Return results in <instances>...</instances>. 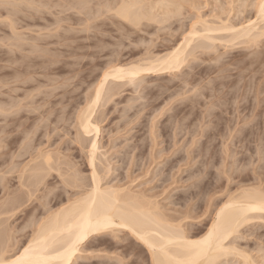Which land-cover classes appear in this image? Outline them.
<instances>
[{
	"label": "rangeland",
	"instance_id": "374dc122",
	"mask_svg": "<svg viewBox=\"0 0 264 264\" xmlns=\"http://www.w3.org/2000/svg\"><path fill=\"white\" fill-rule=\"evenodd\" d=\"M38 1V0H37ZM49 1V0H48ZM47 1V4L48 6H44V5H40V3L37 2V4L35 3L34 6L38 5L37 6V10L35 9L36 7H33L30 6L32 9H30L29 7H25L24 6H21L22 8L21 9H24L26 8V12L25 9H24V13L21 12L18 16H15L13 17L12 15L10 17H12V19L14 18L15 20L17 19V21H15L14 19V22L16 24L19 25V23H21L19 26L15 24V27H16V31L19 30V33L20 36L22 37H26L24 40H21L22 37H15V35L13 34L10 26L8 25V21H6V18L9 17L8 16V13H9V10H14V7L13 6H10L8 5V9L5 5L1 6L0 7L4 8V11L6 12V10H8L6 12V15H5V12L3 10H0V37H2L3 39H5V37H8V39L6 38L7 40V43H6V40H5V43H4V40H2V38H0V94H3L5 96V98L3 97V95H0V107L1 108H5V110H9L10 108V104L8 102H11L10 103H13L12 100L16 98V102L15 104H18L20 107H18L17 105L16 106H12L11 107L14 109H11L10 108V111L13 110V111H8V113H6V111H3L0 113V139H2L4 141V143H2V145L4 146L3 149H1L0 154L1 158H0V169L4 172L7 170V166H8V170L12 167L11 166V162H10V155H13L11 153L12 149H13V153H14V156H16L15 154H17V151L16 149H18L19 147V150H23L21 149L22 147H28L29 145V142H30V147H29V150H27L28 148H25L27 151V155L25 156L22 155V156H19L18 159L17 156L13 159V163L14 165L16 166L15 170L12 171V176H10L11 174H7L6 175H3V174H0V180L2 181V183L0 184V199L3 201V200H6L11 198V197H15L17 196V194H22L21 190H18L20 189L21 185L20 184V175L21 173L19 174L18 172H22L23 168L26 167L25 164H28L29 165V161H31V159L33 158V156H35L38 152H37V148L38 150H41V151H49V149L51 150V152L53 151H57V155L62 153V160L64 161V159H66L69 155V157L67 159H70V161L72 160L73 162V166L74 164L78 167H76V169L78 170L79 172V179H80V175H81V179L82 178H85L84 181L85 182H80L81 185H83L82 183H86V185L89 184V181H90V167H88V164H87V157H85V153L84 155H82L83 152H80L79 150V147L77 146V144H75V142L72 140V139H75L76 138V127H72V125L76 126L75 125V121L73 120H76V115L77 113L79 112V110L82 109V107L85 106L86 102L85 101V97L91 93H93L92 91L94 90L93 86H95L96 82L98 81V79L101 77L100 75H102L107 63H112L113 61H117L118 57L120 61H125L126 63L127 62H130V60L132 59L133 61V58H134V61L135 59L137 58V56L139 58H141L146 52H151V53H154L156 55V53L158 54H162V53H166L165 51H168L170 47H173L174 45H176V43H180V40H182V35H184L183 33H187V31L189 30L188 28L191 27L192 25V22L190 20L196 18L197 16L199 17L200 15H202L203 19H209V21L212 19V21L214 20V18L212 17L213 14L215 15V13H213L212 11L215 10L216 12V9H218L217 11H219V8H216L218 7L220 4V6H222L224 4L223 9L225 8V6H230L229 3H232V1H234L233 3H235V5H233L234 9H239L240 7V3H241V10H243L244 8H248L247 10L244 9L243 11L245 12H238V11H235L236 13L238 12L239 14L243 15L241 17V15H238L239 17H237V14L236 13H232V15L236 17H232L231 15V21L234 23V24H239V22L241 21L243 23V19H245L244 21H248L249 19H253L255 17V13L253 10H254V4L257 3L256 0H251V2L249 0V3L246 1V0H216L217 2L219 1V4L218 6L215 7V5H217V3L215 4L216 1L214 0H195L197 2H199V4H202L203 6L200 7V5L198 4L197 7L199 9V11L196 9L197 7L195 5H193L194 3V0H193V3H190V1L188 3L191 4V7L188 3L187 5L185 4V7L184 6V13L185 11L187 12V15L186 13L181 15L180 17H175L174 19H171L167 22L166 26L163 25V30L164 31H160V29L162 30V27L159 26L158 24H155V23H150V27L146 25V27H144L143 29H147L146 31L144 30H141L142 31V34H140L139 32H137L135 35H133V31L131 30V27L129 25L126 24V26H129L128 28L124 27L125 24L123 23L121 25L120 22H122V20H118L120 21L118 23V27L116 26L118 22L116 20V18L114 19V15L112 12H106L105 9L102 8V5H105L107 3H109V0L107 2V0H99V2L101 1V3H99V5L95 4L98 0H91L90 3H92L91 5L93 6L95 4V6L93 7H97L98 8H93L92 6H90V3H89V8L91 9H87V10H90V11H87L86 9L84 10V13L81 14L82 16L79 17V15H76V13L74 11H72L70 8H66L67 7V4H63L64 3V0H50L51 2H48ZM63 1V2H62ZM66 1V0H65ZM71 1V3H69V6L70 4L72 5V0H69ZM114 1V0H112ZM119 1V0H118ZM160 1V0H159ZM170 1V0H169ZM173 1V0H172ZM175 1V0H174ZM212 3H210V2ZM231 1V2H230ZM242 1L246 2L247 3V7H243L246 6V4H244ZM252 1H253V4H252ZM68 2V1H67ZM76 3L77 0L73 1V3ZM94 2V3H93ZM148 2V1H147ZM149 2H158L157 0H149ZM192 2V1H191ZM205 2V3H204ZM208 2V3H207ZM214 2V3H213ZM220 2H223V3H220ZM52 3V5H51ZM207 3V5H206ZM232 3V4H233ZM243 3V4H242ZM57 4V5H56ZM205 4V5H204ZM213 4V5H212ZM231 4V5H232ZM239 4V5H238ZM249 4H251L250 6H253V10L250 11V9H252V7L249 6ZM66 5V6H65ZM10 6V7H9ZM68 6V7H69ZM103 9L102 12L100 11L101 8ZM194 6L196 7L195 9ZM206 6V8H205ZM210 6V7H209ZM227 6V8H228ZM236 6V7H235ZM249 6V7H248ZM24 7V8H23ZM43 7V8H42ZM48 7V8H47ZM54 7V9H53ZM92 7V8H91ZM0 8V9H1ZM2 8V9H3ZM29 8V9H28ZM41 8V9H40ZM46 8V9H45ZM51 11H50V9ZM88 8V7H87ZM100 8V10H99ZM190 8V12L187 11L188 9ZM231 6L228 8V9H224L225 12L227 14L230 13V9ZM6 9V10H5ZM43 9V10H42ZM49 9V10H48ZM101 12L100 14L103 13H106L105 14V17L101 16L100 18L98 17L99 14H97L96 16V19L94 17L95 15V12H98L99 11ZM158 9V8H157ZM230 9V10H229ZM30 10V12H28ZM95 10V12H94ZM97 10V11H96ZM160 9H158V13L160 14V12H162L161 10L159 11ZM194 10V11H193ZM211 10V11H210ZM229 10V11H227ZM32 11H34V13L32 14ZM36 11V12H35ZM71 11V12H69ZM77 11V9H76ZM182 11V12H183ZM196 11V12H195ZM201 11V12H200ZM247 11V13H246ZM250 11V12H249ZM2 12V13H1ZM89 14L87 16L86 13ZM210 12V13H209ZM254 12V13H253ZM30 14L29 16L27 15ZM37 13L39 15H37ZM74 16H73V14ZM79 12L77 11V14ZM92 15H91V14ZM190 13V14H189ZM197 13V14H196ZM201 13H204V14H201ZM218 13V12H216ZM221 13V12H219ZM218 13V14H219ZM250 13V14H249ZM26 14V16H25ZM35 14V16H34ZM47 16H45V15ZM71 14V15H69ZM80 14V13H79ZM85 14V15H84ZM200 14V15H199ZM209 14L210 17H208L207 15ZM211 14V15H210ZM223 14H225L223 12ZM227 14H225L224 16L227 17ZM254 14V15H253ZM10 15V14H9ZM90 15V17H89ZM104 15V14H102ZM207 16L206 18H204V16ZM247 15V16H246ZM5 16V17H4ZM38 16V17H37ZM40 16V17H39ZM58 16V17H57ZM78 16V17H76ZM94 19H91L93 18ZM112 16V17H111ZM190 16V17H189ZM194 18H193V17ZM223 16V18H224ZM250 16V18H249ZM251 16H254V17H251ZM20 17V18H19ZM45 17V18H44ZM76 17V19H75ZM85 21H93L94 20V24L93 22L91 23H88L89 24V27H88V24L86 25V23H83ZM88 17L90 19H88ZM182 17V18H181ZM198 17L192 21H196L198 19ZM57 18L59 20H57ZM81 20H80V19ZM87 18V19H86ZM177 18V19H176ZM180 18V20H179ZM191 18V19H190ZM234 18V19H233ZM239 18V22L235 19ZM248 18V19H247ZM38 19V20H37ZM40 20V21H39ZM52 20V21H51ZM115 20V21H114ZM174 20V21H173ZM21 21V22H20ZM34 21V22H33ZM38 21V23H37ZM70 21V22H69ZM75 21V22H73ZM90 21V22H91ZM171 21V22H170ZM208 21V20H207ZM173 22V23H172ZM238 22V23H236ZM57 23V24H56ZM166 23V22H165ZM169 23L172 25V26H168ZM189 23V24H188ZM26 24V25H25ZM32 24V25H31ZM52 24V25H51ZM54 24V25H53ZM84 24L88 27V28H93V29H89L87 28L88 31H86V27L84 26ZM109 24V26H108ZM188 24V25H186ZM264 24V23H263ZM55 25H58L59 28H56L58 26H55ZM62 25V26H60ZM72 28H71V26ZM74 25V26H73ZM78 25V26H77ZM105 25V26H104ZM119 25H121V27L125 28L126 31L124 30V33H121V31H119V29H121V27H119ZM124 25V26H123ZM22 26V27H20ZM26 26V28H25ZM30 26V27H29ZM32 26V27H31ZM37 26V27H36ZM49 26V27H47ZM55 26V27H54ZM70 26V27H69ZM75 26L77 27V30L75 29ZM104 26V27H103ZM158 26V27H156ZM166 28H165V27ZM168 26V27H167ZM181 26H184L185 27V30L184 28L182 29ZM20 27V28H19ZM52 27V29H51ZM55 29H54V28ZM103 30H101L100 28ZM110 27V29H109ZM150 29H148V28ZM25 28V29H24ZM29 28V29H28ZM40 28V29H39ZM42 28V29H41ZM70 28V29H69ZM74 28V29H73ZM79 28V29H78ZM98 28V29H97ZM106 28H107V31H106ZM119 28V29H118ZM123 28H122V32H123ZM158 28V29H157ZM23 29V30H22ZM33 29V30H32ZM58 31H57V30ZM129 29V30H128ZM177 29V30H176ZM180 29V30H178ZM184 30V32L182 33V31ZM188 29V30H187ZM26 30H29V31H26ZM32 30V32L30 31ZM39 30H42L39 31ZM51 30V31H50ZM53 30V31H52ZM60 30V31H59ZM73 32H72V31ZM75 30V31H74ZM105 30V31H104ZM113 30V31H112ZM3 31V32H2ZM6 31V32H5ZM24 31V33H23ZM36 32V33H33V32ZM41 33H39V32ZM56 33H55V32ZM78 31V32H77ZM101 31V32H100ZM112 31V32H111ZM131 31V32H129ZM149 31V32H148ZM151 31V32H150ZM159 31H160V34H159ZM25 32H27V34H25ZM51 34H50V33ZM126 32V33H125ZM144 32V33H143ZM148 32V33H147ZM189 32V31H188ZM5 33V35H4ZM30 33V34H28ZM77 33V34H75ZM88 33V34H87ZM90 33H93V35H91ZM106 35L104 36L103 35ZM180 33V35H179ZM24 36H23V35ZM37 34V35H35ZM40 34V35H39ZM60 34V35H59ZM75 34V36H74ZM90 34V35H89ZM119 36H118V35ZM125 34V35H124ZM139 36H138V35ZM151 34V35H150ZM174 34V35H173ZM5 37H4V36ZM27 35V36H26ZM30 35V36H29ZM43 35V36H42ZM59 35V36H58ZM81 35V36H79ZM89 37H88V36ZM96 35V36H95ZM108 35V36H107ZM173 35V36H172ZM184 35V36H185ZM222 35V34H221ZM37 36V37H36ZM56 36V40L54 39V37ZM86 36V37H85ZM102 36V37H100ZM111 36V37H110ZM122 36L126 37V38H123ZM132 36V37H131ZM159 36V38H158ZM28 37V38H27ZM39 37V40H36L37 42L40 40H43L42 43L38 42V44H36L37 42L34 40V38L38 39ZM42 37V38H41ZM60 37V38H59ZM63 37V38H62ZM75 37V38H73ZM83 37V38H82ZM85 37V38H84ZM89 38V39H86V38ZM96 37V38H95ZM106 37V38H105ZM118 37V38H116ZM18 38V39H17ZM21 38V39H20ZM53 38V39H51ZM73 38V40H72ZM91 38V39H90ZM95 38V39H94ZM111 38V39H110ZM115 38V40H114ZM128 38V39H127ZM131 38V40H130ZM167 38V39H165ZM10 39L12 40V42L10 41ZM28 39V41H27ZM32 39V40H31ZM64 39V40H63ZM81 39V40H80ZM93 39V40H92ZM97 39V40H96ZM123 39V41H122ZM140 39V40H139ZM262 39V38H261ZM10 42H9V41ZM18 40H21L20 42ZM31 40V41H29ZM34 40V41H33ZM53 40V41H52ZM63 40V41H62ZM78 40V41H77ZM80 40V41H79ZM92 40V42H90ZM95 40V41H94ZM130 40V41H129ZM135 40V41H134ZM163 42H162V41ZM172 40V41H171ZM3 41V42H2ZM25 41V42H24ZM58 41V42H57ZM74 41V42H72ZM76 41V43H75ZM85 41V42H84ZM98 41V42H97ZM122 41V42H121ZM141 41V42H139ZM144 41V42H143ZM165 41L167 43H165ZM171 41V42H170ZM9 42V43H8ZM27 42V44H26ZM31 42V44H30ZM54 42V43H52ZM62 42V43H60ZM82 42V43H81ZM84 42V43H83ZM97 42V43H95ZM132 42V43H131ZM136 42V43H135ZM170 42V44L168 43ZM221 41H219V43H216L215 46H216V49L215 50V53H214V50L211 52L206 53L204 55H202V53L200 54V52H196L195 54L196 55H200V56H196L197 58H199L198 60H196L195 58H193V60H191L192 58L190 57V63L187 62V66H183L186 67L183 69L182 74L179 72V74L176 73L175 74H172L171 73H164V74H151V75H147V76H144V78L142 77V79H145V80H142L140 77L137 78V80H135L134 84L131 83V84H127V86L125 87H122V86H118L119 90H120V93L119 91H115L117 92V94L119 96H116L115 95V99H111L108 104V106L106 107H102V113H99L97 116L99 118V121H100V126H101V135H100V150H101V154H103V156L105 157V155L107 157H102L100 156V160L102 162H105V164L107 163L106 161H109L107 164L110 165V168L113 169L112 171H110V175H108V178H106L104 180V182L102 181V183L106 184V185H115L117 186L116 184H118L117 181L121 182V185L118 184L119 186L124 187L126 186L128 189L130 190H133L132 192L135 193V191L137 192V194L139 193V191H141L140 193L142 194H145L144 196H149L150 198L152 197L153 198H156V199H153L154 201L160 203L159 205H161L163 207L164 210H168L169 211L171 210L172 212L170 213H173L174 209L175 211H177V213L181 212L183 213V211L185 212L184 214H190V218L189 220L187 219V223L191 224V228L192 229H198V228H203V227H206L207 224L209 223L212 215H213V212L215 211L214 209L218 206V204L221 203V201H225L227 199V197L229 196V193L232 194L234 193L235 191H237L236 189L240 188V187H246V186H249L251 187V185H257L260 183H263L264 182V152L262 153L261 151H264V38L262 39V41H259L258 44H255L250 46V45H240L238 46V42H236V45H233L232 47L230 46V44H225L227 47L224 46V43H220ZM51 43V44H50ZM56 43H59V44H56ZM75 43V44H74ZM88 43V44H87ZM103 43V44H102ZM115 43V44H114ZM117 43V44H116ZM164 43V44H162ZM2 44V45H1ZM14 44V46H13ZM17 46H16V45ZM47 44V46H46ZM100 44V45H99ZM107 45V49H105V52H103V49H102V46H105ZM122 44V46H121ZM152 44V45H151ZM235 44V43H234ZM12 45V48L11 46ZM28 45V46H27ZM32 45H35L36 47H38V52L37 50L33 51L34 50V47L35 46H32ZM39 45L41 47L44 48H48L47 49V52L49 54L50 52V55L52 53V56L53 58H55V60L58 62H56V65L55 64V60L52 58L50 59V55H49V60H51L53 63V67L52 64L49 65V62L48 64L46 65V63H43V59L42 57H40L41 59L39 60V57L37 55H41L43 54V58H47V56H45L42 51H41V54L39 53L40 50H42L41 47H39ZM45 45V46H44ZM54 48H53V46ZM59 45V46H57ZM63 45V46H62ZM90 49H89V46ZM95 45V46H94ZM99 45V46H98ZM102 45V46H101ZM115 45V46H114ZM125 45V46H124ZM150 45V47H148ZM163 45V46H162ZM10 49H7L5 50L7 47ZM23 46L25 48V50H22L24 49ZM51 46V47H50ZM80 46V47H79ZM84 49H83V47ZM98 46V47H97ZM155 46V47H154ZM19 50H16L18 49ZM59 47V48H58ZM66 47V48H65ZM78 47V48H77ZM82 47V48H81ZM93 47H96L97 49L100 47L99 51L97 50L96 51V48H93ZM110 47V48H109ZM114 47V48H113ZM116 47L118 49H116ZM125 47V49H124ZM127 47V48H126ZM135 47V48H134ZM148 47V48H147ZM153 47V48H152ZM225 47V49H224ZM229 47L228 50H226L227 48ZM30 48V49H29ZM53 48V50L51 49ZM62 48V49H60ZM81 48V49H80ZM91 48L92 50L94 51H91ZM105 48V47H104ZM132 48V49H131ZM166 48V49H164ZM218 48V49H217ZM231 48V50H230ZM250 48V49H249ZM14 49V50H13ZM58 52L57 55H56V51ZM65 49V50H64ZM77 49V51L75 50ZM112 49V50H111ZM115 49V50H114ZM147 49V50H146ZM153 49V50H152ZM155 49V50H154ZM160 49V50H159ZM258 49V50H256ZM16 50V52H15ZM22 50V51H20ZM100 50H102L100 52ZM121 53H120V51ZM135 50V51H134ZM150 50V51H149ZM219 50V51H218ZM8 51V52H6ZM12 52H15V55L13 56L14 53H11ZM24 51V52H23ZM44 51H46V49H44ZM55 51V52H54ZM72 51H74V53H72ZM84 51V52H83ZM114 53H113V52ZM119 51V52H118ZM155 51V52H154ZM218 53H217V52ZM257 51V52H256ZM259 51V52H258ZM20 52V53H19ZM60 52V53H59ZM63 52V54H62ZM67 52V54H66ZM77 54H76V53ZM82 52V55H83V58L81 57V53ZM109 52V53H108ZM118 52V53H117ZM125 52V53H124ZM145 52V53H144ZM222 52V53H221ZM228 52V53H227ZM256 52V53H255ZM18 53V55H17ZM39 53V54H37ZM55 53V54H54ZM101 55H100V54ZM144 53V54H143ZM147 53V54H148ZM150 53V54H151ZM219 53L221 56H219ZM253 53V54H251ZM255 53V54H254ZM6 54V55H5ZM8 54V55H7ZM12 54V55H11ZM25 56V54H27V56L31 57L30 60H34L35 59V62L36 63H39L41 62L42 60V64L39 63L40 65H37L36 67L35 66H32L31 63H29V57L25 56L23 58V56ZM47 54V53H46ZM60 54V55H59ZM70 56H69V55ZM107 54V56H106ZM115 54H119V56H115ZM121 54V55H120ZM142 54V55H141ZM145 54V55H147ZM217 54V55H216ZM249 54V55H248ZM256 54H259V55H256ZM56 55V56H55ZM68 55V56H67ZM77 55V56H76ZM141 55V56H140ZM224 55V56H222ZM256 55V57L254 56ZM262 55V57H261ZM5 56V57H4ZM16 58L14 59V61L16 62L17 64V61L19 60L20 62H18L17 65L20 66L21 64V67H18L16 64L14 68V65H12V63H10L12 61V58L15 57ZM60 56V58H58ZM66 56V57H65ZM85 56V57H84ZM88 56V57H87ZM93 56V57H92ZM213 56V57H212ZM217 56V58H216ZM251 56H253L252 58H250ZM259 56V58H258ZM19 57L23 58L25 62H23L22 60L23 59H20ZM26 57L28 59H26ZM35 57V58H34ZM69 57V58H68ZM76 57V58H75ZM81 57V58H80ZM92 59H91V58ZM97 57V59H96ZM111 57V59L109 58ZM114 57V58H113ZM209 57V58H208ZM212 57V58H211ZM247 57V58H246ZM11 58V59H9ZM18 58V59H17ZM80 58V59H78ZM113 58V59H112ZM117 58V59H116ZM124 58V59H123ZM139 58H137L136 60H138ZM200 58L202 60H200ZM214 58H216L217 60H215ZM228 58V59H226ZM242 58V59H241ZM262 58V60H261ZM46 59V60H48ZM67 59V60H66ZM76 59V61H75ZM85 60V62L83 61V66L81 64V62H79V60ZM88 59V60H87ZM115 59V60H114ZM206 59V60H205ZM250 59V60H249ZM259 59V60H258ZM17 60V61H16ZM87 60V61H86ZM96 60V61H94ZM112 60V61H111ZM196 60V61H195ZM203 60L207 61V62H203ZM212 60V61H210ZM225 63H224V61ZM228 60V62H227ZM243 60V61H242ZM246 60V62H245ZM256 62H255V61ZM258 60V61H257ZM261 60V61H260ZM21 61L23 63H21ZM28 61V66H29V69L28 66L26 65ZM38 61V62H37ZM79 65H78V63ZM93 61V62H92ZM194 61V62H192ZM216 61V62H215ZM60 62V63H59ZM75 62V63H73ZM124 62V63H125ZM210 62V63H209ZM212 62V63H211ZM214 62V63H213ZM223 64H222V63ZM234 62L236 64H234ZM253 65H251L252 63ZM262 62V63H261ZM10 63V64H9ZM26 63V67L25 65H23L22 67V64ZM85 63V65H84ZM94 63V64H93ZM106 63V64H105ZM195 65L193 66L192 65ZM196 63V64H195ZM200 66H198V64ZM216 63H219V64H216ZM259 63V65H258ZM261 63V64H260ZM45 64V65H44ZM70 64V66H69ZM190 64V65H189ZM212 64V66L210 65ZM215 64V65H214ZM226 64V65H225ZM251 66H250V65ZM11 65V66H10ZM43 65V66H41ZM59 65V66H58ZM75 65V66H74ZM78 65V66H77ZM100 65V66H99ZM219 67H218V66ZM222 65L224 67H222ZM234 65V66H233ZM243 65V66H241ZM261 65V66H260ZM43 68H41V67ZM50 66V67H49ZM193 66V67H192ZM211 66V68L209 67ZM213 66H216V67H213ZM237 66V67H236ZM13 67V68H12ZM35 67V68H33ZM40 69H39V68ZM48 67V68H46ZM68 69H67V68ZM73 67V68H72ZM75 67V68H74ZM76 67H79L78 70ZM200 67V68H199ZM202 67V68H201ZM221 67H222V74L219 72L221 71ZM229 67V68H228ZM25 68L27 69V71H25ZM33 68V69H32ZM72 68V69H71ZM101 68V69H100ZM104 68V69H103ZM193 68V69H192ZM242 68V70H241ZM246 68V69H245ZM4 69V70H3ZM16 69H20V70H16ZM32 69V70H31ZM45 71H44V70ZM66 69V70H65ZM103 69V71H102ZM197 69H199L197 71ZM202 69V70H201ZM217 69V70H216ZM230 69V70H229ZM244 69L246 70L245 72L242 73V71H244ZM252 69V70H251ZM47 70V71H46ZM54 72H53V71ZM188 70V71H187ZM210 70V71H209ZM212 70V71H211ZM219 70V71H218ZM257 72H256V71ZM260 70V71H259ZM12 71V72H11ZM14 71V72H13ZM16 71V72H15ZM18 71L20 72H23L25 71V74L23 75L25 80L29 79V84L27 83L26 87L25 85L23 86L22 84L20 85V81L17 82V80L15 81L13 78H11L10 74L11 73H14L16 74ZM33 71H35L34 73H32ZM43 71V72H42ZM79 71V72H78ZM84 71V72H83ZM187 71V72H186ZM192 71V72H191ZM206 71V72H205ZM209 71V72H208ZM227 71V73H226ZM259 71V73H258ZM17 74V76L19 75V73ZM27 72V73H26ZM37 72V73H36ZM50 72V73H49ZM71 72V73H69ZM197 72V73H196ZM252 72V73H251ZM254 72V73H253ZM36 73V74H35ZM47 73V74H46ZM79 73V74H78ZM101 73V74H100ZM206 73V74H205ZM212 73V75H211ZM220 75H219V74ZM241 73V74H240ZM257 73V75H256ZM28 74V75H27ZM32 77H30V75ZM81 74V76H80ZM203 74V75H202ZM243 74V75H242ZM4 75V76H2ZM34 75V76H33ZM37 75V76H36ZM50 75V77H49ZM58 75V76H57ZM173 75H176V76H173ZM181 75V76H179ZM186 75V76H185ZM189 75V76H187ZM211 75V76H210ZM221 77H219V76ZM225 75V76H224ZM254 75V76H253ZM6 76V77H5ZM26 76V77H25ZM46 76V77H44ZM179 78H178V77ZM196 76V77H195ZM223 76V77H222ZM228 76V78H227ZM6 79H4V78ZM29 77V78H27ZM36 77V78H35ZM49 77V78H48ZM73 77V78H72ZM182 77V78H181ZM192 77V78H189ZM215 77V78H214ZM230 77V78H229ZM243 77V78H242ZM23 78V79H24ZM34 80H33V79ZM39 78V79H38ZM68 78V79H67ZM172 78V79H171ZM174 78V79H173ZM195 78V79H194ZM213 80H211V79ZM218 78V79H217ZM224 79V83L222 82V80ZM243 80H241V79ZM4 79V81H3ZM22 79V78H21ZM32 79V80H30ZM51 79H54L53 82ZM70 79V81H69ZM139 79V81H138ZM141 79V80H140ZM181 79V80H180ZM183 79V80H182ZM187 79V80H186ZM189 79V80H188ZM219 79H222V80H219ZM228 79V80H226ZM239 79V80H238ZM43 80V81H42ZM63 80H64V83H63ZM67 80V81H66ZM186 80V81H184ZM192 80V81H191ZM215 80V81H214ZM219 80V81H217ZM236 80V81H235ZM241 80V81H240ZM36 81V83L34 82ZM143 81V83H142ZM145 81V82H144ZM183 83H182V82ZM209 81V82H208ZM212 81V82H211ZM231 81V82H230ZM234 81V82H233ZM4 82V83H2ZM39 82H41V84H39ZM139 82V83H137ZM140 82H141V86L140 85ZM186 82V83H185ZM195 82V83H194ZM228 82V83H227ZM236 82V83H235ZM241 82V83H239ZM246 82V83H245ZM253 86H252V84ZM18 83V84H17ZM47 83V85H46ZM56 83V84H55ZM122 83H126V82H122ZM121 83V84H122ZM212 83V84H211ZM222 84V87H224V89L226 91L223 90V88H221V84ZM245 85H244V84ZM262 83V84H260ZM6 84V85H5ZM19 85L20 87V92L23 90H25L28 95H29V92H30V98L28 97L27 93L25 92V95L24 92L22 91L21 93L19 91L17 92H9L10 91V87L11 86H14L15 87L17 85ZM34 84V85H33ZM49 84V85H48ZM51 84V85H50ZM55 84V85H54ZM65 84V85H64ZM90 84V85H89ZM95 84V85H93ZM192 84V85H191ZM194 84V85H193ZM230 84V85H229ZM238 84V85H236ZM240 84L242 86H240ZM5 87H4V86ZM37 85H39L37 87ZM41 85V86H40ZM93 85V86H92ZM135 85V86H134ZM140 87V88H136L135 87ZM167 85V86H166ZM196 85V87H195ZM208 85L209 87L207 88ZM249 85V86H247ZM251 85V86H250ZM258 85V86H257ZM5 88H3V87ZM6 86H9V88H7ZM44 86V87H43ZM50 86V87H49ZM53 86V88H51ZM69 86V87H67ZM89 86V87H88ZM92 88H91V87ZM124 86V85H123ZM146 86H147V89H146ZM165 86V87H164ZM213 86V87H212ZM229 86V88H228ZM234 86V87H233ZM236 86V88H235ZM238 86V87H237ZM246 86V87H245ZM255 86V87H254ZM257 86V87H256ZM261 86V87H260ZM23 87V88H22ZM31 87V88H29ZM36 87V88H35ZM40 87V88H39ZM43 87V88H41ZM149 87V88H148ZM173 87V88H172ZM241 87L243 88V90L241 89ZM8 91H6L7 89ZM51 88V89H50ZM58 88V89H57ZM69 90H68V89ZM117 88V89H118ZM167 88V89H166ZM204 88V90H203ZM206 88V89H205ZM219 88V90H218ZM248 88H250L249 90H247ZM253 90H252V89ZM259 89L258 91L255 90ZM22 89V90H21ZM36 90V91H40L39 93L36 92V94L34 93L33 90ZM38 89V90H37ZM66 89V90H65ZM93 89V90H92ZM198 89H200L198 91ZM209 89V90H208ZM212 89V90H211ZM222 89V90H221ZM239 91H238V90ZM30 90V91H29ZM55 92L54 93H49V92ZM57 90V91H55ZM92 90V91H91ZM206 90V91H205ZM214 90V92H213ZM235 90V92H230ZM241 90V91H240ZM247 90V91H246ZM260 90H263L261 91L260 93ZM44 91V92H43ZM47 91V92H46ZM72 91V92H71ZM208 91H211L208 92ZM218 91V92H217ZM221 91V93H220ZM6 92H8V95ZM71 92V93H70ZM89 92V93H88ZM197 92V93H196ZM200 92V93H198ZM202 92V93H201ZM243 94H242V93ZM246 95H244L245 93ZM254 92V93H253ZM263 92V93H262ZM46 93V94H45ZM49 93V94H48ZM206 93V94H205ZM216 97H215V95ZM218 93V95L216 94ZM223 93V94H222ZM231 93V94H230ZM239 93V94H237ZM241 93V94H240ZM250 93V94H249ZM251 93H253L251 95ZM261 94V95H257V94ZM8 95V97L6 95ZM34 96H33V95ZM44 94V95H42ZM51 94V95H50ZM196 94V95H195ZM209 94V95H208ZM220 94V95H219ZM248 94V97L250 96L251 98H248L246 97ZM263 94V95H262ZM14 95V96H13ZM21 96V98L25 95L24 97V102L23 104H20L22 103L23 100L20 101L19 98H17L16 96ZM31 95H32V98H31ZM53 95V96H52ZM56 95V96H55ZM58 95V97H57ZM86 95V96H85ZM201 95H203V97H200ZM222 95V96H221ZM236 95H237V98H236ZM242 95V96H241ZM253 95H257V96H253ZM14 97L13 99L11 97ZM40 96V97H39ZM52 96V97H51ZM73 96V97H72ZM210 96L213 98H210ZM234 96V97H233ZM245 96V97H243ZM27 97V98H26ZM44 97V100H42ZM46 97V98H45ZM50 97V98H49ZM198 97V98H197ZM200 97V99H199ZM206 97V98H205ZM222 97V98H221ZM226 99H225V98ZM233 97V98H232ZM241 99H240V98ZM254 97V98H253ZM259 97V98H258ZM51 99V100H48V99ZM66 98V99H64ZM194 98V100H193ZM202 98V99H201ZM218 98V99H217ZM243 98V99H242ZM244 98L246 99V102L244 100ZM263 98V99H262ZM2 99V100H1ZM30 101H28V100ZM33 99V101H32ZM37 99V100H36ZM47 99V100H46ZM199 99V101H198ZM217 99V100H216ZM221 101H220V100ZM224 99V100H223ZM256 100V101H253V100ZM26 100V101H25ZM39 100H41L39 102ZM55 100V101H54ZM64 100V101H63ZM197 100V101H196ZM211 100H214L213 101V105H212V101ZM219 100V101H218ZM233 100V102H232ZM235 100V102H234ZM239 100V102H238ZM261 106H259L258 102ZM44 101V102H43ZM129 101V102H128ZM132 102V104L130 105V103ZM193 101V102H192ZM202 101V102H201ZM204 101V102H203ZM222 101L223 104L225 103H228V105L225 104V106H223L222 104ZM243 101V102H242ZM263 101V102H262ZM7 102V103H5ZM32 104H30V103ZM35 104V108H39V111L40 113H42V117L45 118L44 119V123H46V125L42 122V119L40 121V118L37 117L38 116V113L36 114L37 116H35L34 112H30V109L31 107L34 108V104ZM38 102H39V105L38 106ZM50 102V103H49ZM201 102V103H200ZM211 102V104H210ZM236 102H237V105H236ZM44 103V105H43ZM48 103V104H47ZM54 103H56L54 105ZM72 103V104H71ZM84 103V104H83ZM129 103V105H128ZM181 103V104H180ZM194 103H195V106H194ZM203 103V104H202ZM204 103L207 105V106H204ZM221 103V104H220ZM231 103H235L234 106L233 104L232 105H229ZM242 103V104H241ZM254 103V104H253ZM6 104V105H5ZM26 104H30V105H33V106H27ZM111 104V105H110ZM183 104V105H182ZM193 104V105H192ZM216 104V106H215ZM217 104H218V107H217ZM241 104V106L239 105ZM257 104V106H256ZM263 104V105H262ZM5 105V106H4ZM46 107L44 108L43 106ZM54 108H53V106ZM191 105V106H190ZM221 105V106H220ZM239 105V106H238ZM245 105V107H244ZM248 105V106H246ZM4 106V107H3ZM23 106H26V107H29L30 109L29 110H26L28 108L24 107L26 111L22 110V107ZM43 108H42V107ZM130 106V108H129ZM132 106V107H131ZM180 108H179V107ZM182 106V107H181ZM209 106V107H208ZM213 106V107H212ZM254 106V108H253ZM173 107V108H172ZM175 107V108H174ZM176 107L178 109H176ZM192 109H190V108ZM195 107H198V108H195ZM204 107L209 108V110L205 109ZM212 111H210L211 109ZM215 107L218 108L217 110H215ZM228 107V108H227ZM233 107H235L234 109H232ZM244 107V108H243ZM256 107V108H255ZM21 108V109H19ZM32 108V109H33ZM195 108V109H194ZM214 108V109H213ZM222 108V109H221ZM258 108V109H257ZM18 109V111H17ZM40 109H43V110H40ZM46 109V110H45ZM49 109V110H48ZM75 109V110H73ZM170 109V110H169ZM186 109V110H184ZM200 109V110H199ZM225 110V113H224V110ZM246 109V111L244 110ZM257 111H256V110ZM262 109V110H261ZM16 110V111H15ZM24 111V115L22 114ZM48 110V111H47ZM54 110V111H52ZM100 110V109H99ZM105 110V111H104ZM188 110V111H187ZM203 110L206 111V114L210 112H212L211 114H208V116H205L203 115L205 113L202 112ZM215 110V111H214ZM222 110V111H221ZM234 110V111H232ZM240 110V111H239ZM14 111H15V114H18L17 112H19V115L21 114L22 117H26L25 119H27V121L25 119H22V123H21V120H20V123L18 125V122L16 123H11L8 121L9 117H6V114H9V112L13 115L14 114ZM52 111V112H51ZM67 111V112H65ZM191 111H193L191 113ZM194 111H197V112H194ZM201 111V112H200ZM215 113H214V112ZM238 111V113H237ZM252 111H256L255 113L252 112ZM46 112H49V113H46ZM75 112V113H74ZM100 112V111H99ZM139 112V113H138ZM183 112V113H181ZM251 112V113H250ZM44 113V114H43ZM54 113V114H53ZM73 113V114H72ZM105 113V114H104ZM126 113V116H124ZM128 113V115H127ZM162 113V114H161ZM173 113V114H172ZM176 113V114H175ZM188 113L190 115H188ZM194 113V114H193ZM203 113V114H201ZM232 113V114H231ZM234 113V114H233ZM236 113V114H235ZM243 113V114H242ZM245 113V114H244ZM250 113V114H249ZM14 114V115H15ZM27 114V115H26ZM46 114V115H45ZM100 114L102 117H100ZM173 116H172V115ZM185 114V115H184ZM200 114V115H198ZM222 114V116H220ZM239 114V115H237ZM241 114V115H240ZM247 114V115H246ZM253 114V115H252ZM260 114V115H258ZM20 115V116H21ZM50 115V116H49ZM53 115V116H51ZM62 116V118H60V116ZM73 115V116H72ZM188 115V116H187ZM205 118H203V116ZM212 115V116H211ZM255 115H257L255 117ZM10 116V115H9ZM40 116V115H39ZM50 117L47 118V117ZM65 116V117H64ZM171 116V117H170ZM177 118H176V117ZM181 116V117H180ZM184 116V117H183ZM199 116V117H198ZM214 116V117H213ZM250 116H253V117H250ZM262 116V117H261ZM35 117V119H34ZM38 119H37V118ZM63 117L65 119H63ZM103 117L105 119H103ZM174 117V118H173ZM180 117V119H179ZM183 117V118H182ZM186 117H189V118H186ZM237 117V118H236ZM62 119V120H59V119ZM68 118V119H67ZM101 118V119H100ZM184 118L186 119L184 121ZM201 118L203 120V124L200 123L201 122ZM208 118V119H207ZM211 118V119H210ZM218 118V119H217ZM233 118V120L231 119ZM250 118V119H249ZM49 119V120H47ZM57 119V120H56ZM173 119V120H172ZM205 119V120H204ZM238 121H237V120ZM246 119V120H245ZM254 121H253V120ZM39 120V121H37ZM47 120V121H45ZM55 120L57 122H55ZM58 120L59 121H62V123H58ZM64 120V121H63ZM70 120V121H68ZM102 120V121H101ZM176 120V121H175ZM179 120V122L177 121ZM188 120V121H187ZM207 120V121H206ZM215 120V121H214ZM225 120V121H224ZM232 120V122H231ZM257 120V121H255ZM259 120V121H258ZM37 121V123H36ZM68 123H66V122ZM175 121V122H174ZM180 121H184L186 122L185 124L180 122ZM208 121H210L208 123ZM213 121V122H212ZM250 121V122H248ZM42 122V124H41ZM48 122V124H47ZM71 122V123H70ZM102 122V124H101ZM211 122L213 124H211ZM221 122V123H220ZM236 122V124H235ZM251 122H254V123H251ZM26 123H27V126H26ZM58 124V125H54V124ZM155 123V124H154ZM218 123V124H217ZM227 123V124H225ZM229 123V124H228ZM232 123V124H231ZM21 124V126H20ZM23 124V125H22ZM36 124L37 126L39 127H36ZM41 126H40V125ZM52 124V126H51ZM60 124V125H59ZM64 124V125H63ZM71 124V125H70ZM183 124V125H182ZM200 124L201 127H200ZM246 124V125H245ZM3 127H2V126ZM54 125V126H53ZM67 125V126H65ZM154 125V126H153ZM206 125V126H205ZM213 125V126H212ZM216 125V126H215ZM219 125V126H218ZM229 127H228V126ZM244 125V126H243ZM31 126V127H30ZM45 126V127H44ZM48 128H47V127ZM70 126V127H69ZM153 126V127H152ZM181 126V127H180ZM182 126L184 127H187L186 128V131H185V128H183ZM191 126V127H190ZM203 126V127H202ZM209 126V127H208ZM211 126H212V129H211ZM237 126V127H236ZM247 126V127H246ZM5 127L8 129H5ZM25 127H30V129H32V132L31 131V136L30 133L29 135H24L23 134V129ZM51 127L53 129H51ZM57 129H56V128ZM200 129H199V128ZM206 127V129H205ZM208 127V128H207ZM214 127V128H213ZM216 127V128H215ZM221 127V128H220ZM225 127V128H224ZM228 127V128H227ZM234 127V128H233ZM236 127V129H235ZM244 130H243V128ZM2 128V129H1ZM4 128V130H3ZM34 128H36L35 130L37 131V134L35 132V130H33ZM41 128V131L40 129ZM43 128V129H42ZM46 128V129H45ZM71 128V130H70ZM153 128V129H152ZM191 128L194 130H191ZM227 128V129H226ZM250 131H248V129H250ZM48 129V130H47ZM53 131H51V130ZM56 131H55V130ZM59 129V130H58ZM64 129V130H63ZM205 129V130H203ZM208 129V130H207ZM210 129V130H209ZM216 129V130H215ZM233 129L232 132L230 130ZM235 129V130H234ZM244 131H242V130ZM247 129V131H245ZM258 129V130H257ZM4 132H3V131ZM215 130V132H214ZM218 130V131H217ZM224 130V131H223ZM260 130V131H259ZM263 130V132H262ZM2 131V132H1ZM55 131V133H54ZM188 131V133H187ZM196 131V132H195ZM200 131V132H199ZM237 131V132H236ZM239 131V133H238ZM256 131V133H254ZM258 131V132H257ZM15 132V134H14ZM45 132V133H44ZM47 132V133H46ZM154 132V133H152ZM191 132V134H190ZM194 132V133H193ZM228 134H227V133ZM241 132V133H240ZM261 132V133H260ZM44 133V134H43ZM54 135H53V134ZM68 133V135H67ZM187 133V134H186ZM207 133V134H206ZM210 133V134H209ZM225 133V134H224ZM233 133V134H232ZM252 133V134H251ZM7 134V135H6ZM11 137H8L7 136H10ZM35 134V136H34ZM45 136H43V135ZM198 134L200 136H198ZM205 134V135H204ZM234 137L231 136V135ZM240 134V135H239ZM242 134V136H241ZM250 134V135H249ZM263 134V135H262ZM33 135V136H32ZM49 135V136H48ZM157 135V138H155L154 136ZM235 135V136H234ZM255 135V136H254ZM258 135V136H257ZM262 135V136H261ZM5 136V137H4ZM47 136V137H46ZM64 136V138H63ZM72 136V137H70ZM74 136V137H73ZM193 136V137H192ZM206 136V137H205ZM208 136L211 138H208ZM214 136V137H213ZM230 136V137H228ZM241 136V138H240ZM248 136V137H247ZM260 136V137H259ZM23 139H22V138ZM29 137V138H28ZM31 137V139H30ZM33 137V138H32ZM66 137V138H65ZM195 137V140L193 139ZM212 137H213V140H212ZM244 137V138H243ZM6 138V140L4 139ZM39 138V139H37ZM70 138V139H69ZM155 138V139H154ZM197 138V139H196ZM227 140H226V139ZM231 138V139H229ZM239 138V139H238ZM249 138V139H248ZM260 138V139H259ZM20 139L21 141V145H19L20 143ZM28 139V140H26ZM33 139V140H32ZM41 139V141H40ZM48 139V140H47ZM52 139V140H51ZM60 139H63V142L62 140ZM69 139V140H68ZM201 140V141H198ZM203 139V140H202ZM209 139V140H208ZM15 142H14V141ZM17 140V141H16ZM73 142H72V141ZM117 140V141H116ZM194 140V141H192ZM209 141V144H208V141ZM226 140V142H225ZM230 140V141H229ZM244 140V141H243ZM262 140V141H260ZM32 141V142H31ZM37 141H39L40 143H38ZM50 141V142H48ZM52 141V142H51ZM116 141V142H115ZM192 141V142H191ZM224 141V142H223ZM232 141V143H231ZM249 141V142H248ZM13 142V143H12ZM24 142L28 143L26 145V143L24 144ZM37 142V143H36ZM65 142V143H64ZM70 142L72 143L73 146H71ZM195 142V143H193ZM199 144H198V143ZM207 142V143H206ZM7 143V145L5 144ZM15 143V144H14ZM16 143L19 145L17 146ZM24 145H23V144ZM43 143V144H42ZM54 143V144H53ZM112 143V144H111ZM115 143V144H114ZM190 143H192V145L194 144V146L192 147L190 145ZM202 143V144H201ZM212 143V144H211ZM229 143V144H228ZM263 143V145H262ZM39 144V145H38ZM48 144V145H47ZM52 144V145H51ZM198 144V145H196ZM210 146H205L207 145ZM232 144V145H231ZM239 144V145H237ZM15 145V146H14ZM23 145V146H22ZM228 147H227V146ZM77 146V147H75ZM104 146V147H103ZM132 151H130V148ZM190 146V147H189ZM207 151L209 150L208 154H207V157L205 158V155L207 153V151H205L206 149ZM226 146V148L224 147ZM233 146V148H232ZM18 147V148H17ZM37 147V148H36ZM41 147H43L41 149ZM48 149H46V148ZM62 147V148H60ZM66 147V148H65ZM136 147V148H135ZM191 149H189V148ZM199 147V148H198ZM224 147V148H223ZM237 147V148H235ZM7 148V149H5ZM36 148V149H34ZM40 148V149H39ZM69 148V149H68ZM124 148V150H122ZM126 148V149H125ZM209 148V149H208ZM5 150H9V151H4ZM36 150L37 153H35L34 150ZM137 149V150H136ZM198 149V150H197ZM226 150V152L224 153V151ZM33 150V151H32ZM60 150V151H59ZM67 150V151H66ZM70 150V151H69ZM188 150V151H187ZM195 150V151H194ZM200 150V151H199ZM204 150V151H203ZM230 150V151H229ZM5 154H3V152ZM21 151L20 153H18L19 155L21 154ZM65 151V152H64ZM117 151V152H116ZM120 151V152H119ZM127 151V152H126ZM10 152V153H9ZM24 152V151H22ZM26 152V151H25ZM34 154H32V153ZM55 152V153H56ZM103 152V153H102ZM133 154H132V153ZM188 152V153H186ZM193 152V153H192ZM195 152V154H194ZM232 152V153H231ZM260 152L262 154V156L260 155ZM9 153V154H8ZM65 153V154H64ZM99 153V154H100ZM104 153H107V154H104ZM117 153V154H116ZM129 153V154H128ZM191 153V154H190ZM200 153V154H199ZM30 154V155H28ZM81 154V155H80ZM124 157H123V155ZM127 154V155H126ZM224 154V155H223ZM226 154V155H225ZM7 157H6V156ZM33 155V156H32ZM56 155V154H55ZM64 155H65V158H64ZM118 155V156H117ZM188 155V156H187ZM190 155L191 158L189 157ZM203 155V156H202ZM238 157V158H233L232 157ZM4 156V157H2ZM59 156V155H58ZM67 156V157H66ZM128 156V157H127ZM133 156V157H132ZM135 156V157H134ZM226 156V157H225ZM231 156V157H230ZM6 157V158H5ZM22 157V158H21ZM24 157V158H23ZM32 157V158H30ZM83 157V159H81ZM103 159H102V158ZM187 157V158H186ZM190 158V162H189V158ZM202 157V158H201ZM231 159H230V158ZM17 158V160H15ZM86 160H85V159ZM118 158V159H117ZM131 161H130V159ZM205 160H204V159ZM247 158V159H246ZM3 159V160H2ZM9 159V160H8ZM30 159V160H29ZM65 160V161H68V160ZM107 159V160H106ZM111 159V160H110ZM123 159V160H122ZM126 159V160H124ZM196 159V160H195ZM227 159V160H225ZM230 159V160H228ZM118 160V161H117ZM129 160V161H128ZM203 160V161H202ZM225 160V163L223 162ZM233 160V161H232ZM236 160V161H234ZM248 160V161H247ZM4 161V162H3ZM15 161V162H14ZM17 161V162H16ZM86 161V162H85ZM111 161V162H110ZM126 161V163H125ZM201 161L203 163H201ZM32 162V161H31ZM121 162V163H120ZM129 162L131 164V166L129 165ZM174 162V163H173ZM197 162V163H196ZM205 162V163H204ZM233 162V164H232ZM237 164H235V163ZM241 162V163H240ZM245 162V163H244ZM6 165H5V164ZM19 163V164H18ZM20 163H21V166H20ZM84 163V164H83ZM115 164V167L114 165H111V164ZM104 164V165H105ZM122 164V165H121ZM135 164V165H134ZM173 164V165H172ZM197 164V165H196ZM241 164V165H240ZM2 165V166H1ZM4 165V166H3ZM98 168L101 172V176L103 178V166L101 164H98ZM122 167H121V166ZM124 165V166H123ZM129 165V166H127ZM205 165V166H204ZM234 165H235V168H234ZM237 165V167H236ZM107 166V165H106ZM10 167V168H9ZM21 167V168H20ZM113 167V168H112ZM117 167H119L117 169ZM201 169V170H198L197 169ZM5 168V169H4ZM171 168V169H170ZM233 170H232V169ZM238 168H240L238 170ZM19 170V171H16ZM237 172H235V170ZM242 169V170H241ZM77 170H75V172H77ZM115 170V171H114ZM117 170V171H116ZM159 170V171H158ZM114 171V172H113ZM147 171V172H146ZM150 171V172H149ZM163 171V172H162ZM195 171V172H194ZM226 171V173H225ZM243 171V173H242ZM77 172V173H78ZM90 172V173H89ZM158 172V175H156ZM195 174H194V173ZM200 172L201 173V176H200ZM224 172V173H223ZM83 174V175H82ZM113 174V175H112ZM190 174V175H189ZM194 174V177H192V175ZM204 174V175H203ZM237 174V175H236ZM162 175V177H161ZM203 175V176H202ZM11 178H10V177ZM166 176V177H165ZM190 176V177H189ZM238 176V177H237ZM262 176V177H260ZM3 177V178H2ZM197 177H200V178H197ZM228 177V179H227ZM7 180L5 183L7 184H4L3 181L4 180ZM166 178V179H165ZM191 178H193L192 180H190ZM259 178L263 179V180H258ZM11 181H10V180ZM80 179V180H81ZM111 182H109V180ZM165 179V180H164ZM202 179V180H201ZM205 179V180H203ZM230 179V180H229ZM257 179V180H256ZM60 180H62L60 178ZM63 181V180H62ZM62 181H59V177L55 178V175H52L50 178L47 179L46 183L43 187H41V191H38L39 193L35 195V197L33 198H38V200L34 199L33 198L31 199L30 202H28L27 204H25V206H23V208H21V210L18 212V215H16L15 218H12L10 220V222L8 223V227L10 228V230H12L15 234V237L18 238V240L21 241L20 244H24L23 242L26 241V237L29 235L30 231L29 230H32L31 228H29L28 225H30V222L29 220H27L29 218L32 219H35V214L40 217H46L48 214H46L47 208H51L53 209V211H55V209H58V207L60 206L61 203H65L67 201V197H71L72 195L76 194L77 193H83V187H77L78 189H76V187H72V186H67V184H63ZM202 181V182H200ZM230 181V182H229ZM241 181V182H240ZM246 181V182H245ZM255 181V182H253ZM259 181V182H258ZM12 182V184H11ZM60 182H62L63 185H60ZM115 182V183H113ZM199 182V183H198ZM229 182V183H228ZM111 183V184H110ZM125 183V184H124ZM202 183V184H201ZM239 183V184H238ZM247 183V184H245ZM3 184L5 186H3ZM131 185V186H128V185ZM195 184V185H194ZM198 184V185H196ZM242 184V186L240 185ZM250 184V185H248ZM80 185V184H79ZM85 185V184H84ZM205 185V186H204ZM264 185V184H263ZM64 186V187H62ZM66 186V188H65ZM195 186V187H194ZM207 186V187H206ZM226 186H228L226 188ZM240 186V187H239ZM6 187V188H5ZM199 187V189L197 188ZM3 188V189H2ZM5 188V189H4ZM48 188V189H47ZM51 188V189H50ZM57 188V189H56ZM83 190L81 191L80 190ZM194 188V189H193ZM227 189V190H224V189ZM50 191L52 190L53 192H55V195L56 194H59L60 195V198H56L55 195H51L48 200L46 201L47 203L53 199L52 203H50L48 206L46 205L47 203L44 202L45 199H43L46 195V193H48L49 190ZM66 189V190H65ZM86 189V188H84ZM189 189V190H188ZM5 190V191H4ZM18 190V191H17ZM68 190V191H67ZM77 190V191H76ZM139 190V191H138ZM195 190V191H194ZM224 190V191H223ZM234 190V191H232ZM17 191V192H16ZM148 191V193H147ZM187 191V192H186ZM223 191V192H222ZM226 191V192H225ZM44 192V193H43ZM58 192V193H57ZM60 192V193H59ZM75 192V193H74ZM151 194H150V193ZM185 192V194L183 195V193ZM194 192V193H193ZM196 192V193H195ZM199 192V193H198ZM203 192V193H202ZM228 192V193H227ZM68 196H66V194ZM7 194V195H5ZM41 194V195H40ZM139 194V195H141ZM147 194V195H146ZM181 194V195H180ZM199 194V196H198ZM227 194V195H226ZM44 197H43V196ZM65 195V196H64ZM153 195V196H151ZM9 198H8V197ZM39 196H42L41 198V201H39ZM53 196V197H52ZM188 196V197H187ZM191 199H190V197ZM227 196V197H226ZM6 197V198H5ZM184 197V198H183ZM5 198V199H4ZM214 198V199H213ZM61 199V200H60ZM151 199V200H152ZM158 199V200H157ZM187 199V200H186ZM225 199V200H224ZM0 200V202H2ZM178 200V201H177ZM182 200V201H181ZM190 200V201H189ZM212 200V201H211ZM176 201V202H175ZM192 201V202H191ZM209 201V202H207ZM46 204H44V203ZM59 202V203H58ZM172 202V203H171ZM174 202V203H173ZM186 202V203H185ZM200 202V203H199ZM211 202V204H210ZM31 203V204H30ZM163 203V205H162ZM178 203V205H176ZM40 204L43 206H40ZM173 204V205H172ZM27 205V206H26ZM194 205V206H193ZM196 205V206H195ZM216 205V206H215ZM47 206V207H46ZM188 206V207H187ZM207 206V207H206ZM211 206V207H210ZM55 207V209H54ZM166 207V208H165ZM196 207V208H195ZM210 209H209V208ZM195 208V209H193ZM206 208V209H205ZM214 208V209H213ZM178 209V210H176ZM197 209V210H196ZM208 209V210H207ZM35 212H34V211ZM181 210V211H180ZM208 211H210L209 213L211 215H209ZM20 213V214H19ZM22 213V214H21ZM34 213V214H33ZM175 213V212H174ZM197 213V214H196ZM204 213V214H203ZM191 214L194 216V218H198V219H194L193 220L191 219ZM206 214V216H205ZM27 215V216H26ZM34 215V218H32ZM43 215V216H41ZM196 215V216H195ZM201 215V216H200ZM31 216V217H30ZM199 217L200 220H199ZM204 218V219H203ZM14 219V220H13ZM191 219V220H190ZM196 220H199V221H196ZM27 221H28V225H27ZM206 221V222H205ZM191 222V223H190ZM204 222V223H202ZM24 226V224L26 226H24L23 228L27 227L26 229H23L21 226ZM193 224V225H192ZM198 224V225H197ZM195 225V226H194ZM203 226V227H201ZM21 227V228H20ZM250 227V228H248ZM245 230H241V234L244 236H241L243 238H240L238 239V243L241 244L239 246L242 247V248H245V246H247L246 248L247 249H244V250H248L249 252V249H251V252L250 253H253L254 254H258V252L255 251V249H257V251L260 250V248H262V252L263 249H264V237L260 238L261 241H259L260 239L258 238V236H264V221L262 222L261 220H257L256 223L253 222L252 226H248ZM29 228V229H28ZM17 229V230H16ZM21 229L25 230L24 232L21 231ZM20 230V231H18ZM28 230V231H27ZM254 230V231H253ZM18 231V232H17ZM250 233H249V232ZM253 231V232H251ZM243 232V233H242ZM248 232V233H247ZM258 232V233H257ZM20 233V235H18ZM28 233V234H27ZM249 234V235H246ZM254 233V234H253ZM257 233V234H256ZM27 234V235H26ZM240 234V235H241ZM24 238H20L22 236H24ZM246 235V237H245ZM251 235V236H250ZM258 235V236H256ZM117 236V237H116ZM253 236V237H252ZM98 237V238H97ZM97 237H94L96 239H93V241L91 242V245L90 247L88 246L87 248H84L81 252V257L78 258V264H121V261L122 263L124 264H148V255L147 253L144 251V249L141 247V245L138 243L135 242V240L133 238H131L130 236L127 235L126 237V232H114V233H108L106 235H102V236H97ZM130 237V238H129ZM128 238V239H127ZM245 238V239H244ZM248 238V239H246ZM256 238V239H255ZM263 240V241H262ZM101 241V242H100ZM129 241V242H128ZM119 242V244H118ZM121 242V243H120ZM126 242V243H125ZM131 242V243H130ZM259 242V243H258ZM124 243V244H123ZM128 243V244H127ZM247 243V244H246ZM118 244V245H117ZM128 248H125L126 245ZM130 244V245H129ZM238 244V245H239ZM243 244V245H242ZM254 244V245H253ZM260 246V248L258 249V246ZM263 244V245H262ZM20 245V247L22 246ZM129 245V246H128ZM134 245V247H133ZM254 246V247H253ZM18 246H16L17 248ZM123 247V248H122ZM137 247V248H136ZM257 247V248H256ZM139 248V249H138ZM255 248V249H254ZM119 249V250H117ZM121 249V251H120ZM123 249V250H122ZM131 249V250H130ZM141 249V250H140ZM86 250V251H85ZM129 250V251H128ZM139 250V251H138ZM256 253H254V251ZM18 251V250H17ZM143 251V253H142ZM253 251V252H252ZM125 252V253H124ZM131 252V253H130ZM262 252H259V254H261ZM123 253V254H121ZM131 254H133L131 256ZM258 254V255H259ZM264 255V253H262ZM262 254L261 256H258V257H262ZM78 255V256H79ZM123 255V256H121ZM130 255V256H128ZM121 256V257H119ZM125 256V257H124ZM135 256V257H134ZM129 257V258H128ZM144 257V258H143ZM121 258V259H120ZM127 258V259H126ZM135 258V259H134ZM264 258V257H263ZM263 258H256L257 260L260 259L261 261L263 260ZM120 259V260H119ZM125 259V260H124ZM141 259V260H140ZM143 259V260H142ZM124 260V262H123ZM235 260V259H234ZM234 260H233V263H234ZM120 261V262H119ZM131 261V262H130ZM143 261V262H142ZM146 263H145V262ZM130 262V263H129ZM140 262V263H139ZM232 261H231V264H233ZM236 263V261H235ZM234 263V264H235ZM76 264V263H75Z\"/></svg>",
	"mask_w": 264,
	"mask_h": 264
},
{
	"label": "bare ground",
	"instance_id": "6f19581e",
	"mask_svg": "<svg viewBox=\"0 0 264 264\" xmlns=\"http://www.w3.org/2000/svg\"><path fill=\"white\" fill-rule=\"evenodd\" d=\"M47 1L48 0H0V5L1 6H3V5H5L6 7L8 6V5H10V6H13L14 7V10H9V13H8V16L9 17H7L6 18V21H8V25L10 26V28H11V30H12V32H13V34L15 35V37H22V36H20V34L19 33H21V32H19V30L18 31H16L17 29H16V27H15V22H14V20L12 19V17H10L11 15L13 16V17H15V16H18L21 12H23L24 11V9H25V11L24 12H26V8H24L25 6L26 7H29L30 9H32L33 7H36L35 9L37 10V6L38 5H36V6H34V4L36 3L37 4V2L38 3H40V5H44V6H48V4H47ZM68 1V2H67ZM73 1H75V0H72V5L70 4V6H69V3H71V1H69V0H64V3L63 4H67V7L66 8H72L71 10L72 11H74V9H75V13H76V15H79V17L80 16H82L81 14H83L84 13V10L86 9H90L89 8V3H90V1L91 0H77V2L75 3H73ZM95 1V0H94ZM148 1V2H147ZM152 1V0H151ZM158 2H149V0H114V1H112V0H109V3H107V4H105V5H102V8L103 9H105L106 10V12H112L114 15H112V16H114V19L116 18V20L118 19V20H122V22H120V21H118V22H116L117 23V27H118V23L120 22L121 23V25L124 23L125 24V28L127 27H131V30L133 31V35H135L137 32H141L140 34H142V31L141 30H144L143 28L144 27H146V25L147 26H149L150 25V23H155V24H158L159 26H161L162 27V30L160 29V31H164L163 30V25H165L166 26V24H167V22L169 21V20H171V19H174L175 17H180L181 15H183V14H185L186 13V15H187V12L185 11V13H184V11H183V9H184V6H185V4L187 5V3L190 1V3H193V0H157ZM192 1V2H191ZM211 1V0H210ZM209 1V2H210ZM214 1H216V0H214ZM221 1V0H220ZM247 1V0H246ZM250 2H251V0H249ZM249 1H247L248 3H249ZM257 1V0H256ZM48 2H51L50 0L48 1ZM63 2V1H62ZM92 2V1H91ZM96 2V1H95ZM99 2V0L95 3V4H97ZM107 2H108V0H107ZM231 2V1H230ZM234 1H232V3H233ZM237 2V1H236ZM235 2V3H236ZM244 4H246V6H244L243 5V7H247V3L246 2H244V1H242ZM94 3V2H93ZM99 3H101V1L99 2ZM99 3L97 4V5H99ZM190 3H188L190 6H191V4ZM205 3V2H204ZM208 3V2H207ZM207 3H206V5H207ZM210 3H212V2H210ZM214 3V2H213ZM217 3V5H215V7L216 6H218V4H219V1L217 2H215V4ZM220 3H223V2H220ZM229 3V5L231 6V10H230V13L229 14H227L226 12H225V10L224 9H228L230 6H228V8H227V6H225V8L223 9V7L222 6H224V4L222 5V6H218V7H216V8H219V11H217L218 9H216V12H221V13H216L215 12V10L214 11H212L213 13H215V15L213 14V18H214V20L212 21V19L209 21V19H203L202 17V15H200L199 17H198V19L194 22V21H192V20H194V19H196V18H194L193 16V18L194 19H192V20H190L191 22H192V25H191V27H189L187 30L189 31H187V33H186V35H185V33H183L184 32V30H185V27L184 26H181V28L183 27L184 28V30L182 31V29H181V31H182V33L185 35H182V40H180V43L178 42V43H176V45H174L173 47H170L169 48V50L168 51H165L166 53H162V54H157L156 53V55L154 54V53H151V52H144L145 54H147V55H145L144 53V55L141 57V58H139L138 56H137V58H139L138 60H136L135 59V61H134V58H133V61H132V59L130 60V62H123V61H120V60H118L119 59V54H115V56H117L118 57V59H117V61L115 60V61H113L112 63H107V65H106V67H105V69H104V71H103V69H102V71H103V73H102V75H100L101 77L98 79V81L95 83V84H93V85H95V86H93V88H94V90L92 91L93 93L91 94H89L88 95V97L86 96L85 97V101H87L86 102V104H85V106L84 107H82V109L81 110H79V112L77 113V115H76V120H73V121H75V125L76 126H74V125H72V127H76V138L75 139H72L74 142H75V144H77V146L79 147V151L80 152H83L82 153V155H84V153L86 154L85 155V157H87L86 159H87V164H88V167H90V181H89V184L88 185H86V183H82L83 185H81V181L82 182H85L84 181V179L85 178H82L81 179V175H80V179H79V172H78V168L76 169V167H78V166H76L75 164H74V166H73V161L71 160L70 161V159H67L68 157H69V155H68V157L66 158L68 161H65L66 159H64V161L62 160L63 158V156H62V153H60V154H58L57 155V153L58 152H56L57 151V149H56V151H53V152H51V150L49 149V151H41V150H38V148H37V152H36V150H34V149H36V148H34L33 150L35 151V153H37L35 156H33V158L32 157H30V158H32L31 159V161H29L30 163H29V165H27L28 164V162H27V164H25L26 165V167H24L23 168V170H22V172H18L19 174L21 173V175L19 176L20 177V184L19 185H21V187H20V189H18V190H21V192H22V194H17V196H15V197H11V198H9L8 196V198L9 199H7L6 197V200H1L2 202H0V264H78L77 262H78V258H80L81 257V255H79V254H81V252L82 251H84L83 249L84 248H87L88 246L90 247V245H91V242L93 241V239H96V238H94V237H97V236H102V235H106V234H108V233H116V232H126V237H127V235L128 236H130L131 238H133L134 240H135V242L138 244H140L141 245V247L144 249V251L147 253V255H148V264H231V261H232V263H233V260H234V263H235V261H236V263L235 264H264V255L262 254V253H264V252H262L261 250H262V248H260V246H258L257 244V246H258V249L260 248V250L259 251H257V249H255V251L256 252H258V254H259V252H262L261 254H262V257H258V256H261V254H254L253 255V253H250L251 252V249H249V252H248V250L246 251V250H244V249H247L248 247L247 246H245V248H242V247H240L239 248V246L241 245V244H239L237 241H238V239L240 238V240H241V238H243L244 236L241 234V230L243 229V228H247L248 226H252V224H253V222H255L256 223V221L257 220H261L262 222L264 221V182L263 183H260V182H262V181H258L259 182V184H257V185H251V187H249V186H246V187H240V188H238V189H236L237 191H235L234 193H232V194H230L229 193V196L227 197V199L225 200V201H221V203L220 204H218V206L214 209L215 211L213 212V215H212V217H211V219H210V221H209V223L207 224V226L206 227H203V226H201V227H203V228H198V229H192L191 227V224H189V223H187V219L189 220V218H190V214H184L185 212L183 211V213H181V212H179V213H177V211H175V209L173 210L174 212L173 213H170V212H172L171 210L169 211V209L166 211V210H164L163 209V207L161 206V205H159L160 203H158V202H156V201H154L153 199H156V198H153L152 199V197L150 198L149 196H144L145 194H141L140 192L142 191H139V193L137 194V192L135 191V193L134 192H132V191H134V189L133 190H130V189H128L126 186L124 187V185H123V187H121L122 185H121V182H119V181H117L118 182V184H120L121 186H119L118 184H116L117 186H115V185H113L112 184V186L111 185H106V184H104V183H102V181L104 182V180L106 179V178H108V175H110L111 173H110V171H112L113 169H111L110 168V163L109 164H107L109 161H106L107 163L105 164V162H103V158L102 157H104L103 156V154H101L100 152H101V150H100V147H101V145H100V135H101V132H102V130H101V126H100V121H99V118H98V114L99 113H102L101 111V109H102V107H105V105L107 104V103H109L110 102V100L113 98V99H115V95L116 96H119L118 94H117V92H115V91H119V93H120V90H119V88H118V86L120 87V86H122V87H125V86H127V84H131V83H135L134 81L135 80H137V78H141L142 79V77L144 78V76H147V75H153V74H164V73H171V75L172 74H175L176 72L179 74V72L182 74V72L181 71H183V69L184 68H186V67H184L183 68V66H187L188 64H187V62L188 63H190V57L192 58L191 60H193V58H195L196 56H200V55H196L198 52H200V54L202 53V55H204V54H206V53H208L209 54V52H211L212 53V51L214 50V49H216V46L218 45H216L215 46V44L216 43H219V41H221L220 43H224V46L225 47H227V46H229V45H225V44H230V46L232 47L233 45H236V42H238V46H239V44L240 45H252V47H253V45H255V44H258V42L259 41H262V39L264 38V12H262L261 11V5L262 4H264V0H258L257 1V3L256 4H254V10H253V6H250L251 4H249V6L250 7H252V9H250V11L251 10H253L254 12H256L255 14V17L254 16H251V17H254L253 19H249L248 21H244L245 19H243V23L241 22L242 20V16L244 15H241V14H239L238 12H240V13H242V12H244L243 10L244 9H248V8H244L243 10H241V3H240V7H239V9L242 11H240V10H238V9H234V7H233V5H235V3ZM242 3V4H243ZM92 3H90V6H92L91 5ZM95 4L93 5V6H95ZM199 4V2H197V1H195L194 0V3H193V5H195L196 7H197V5ZM232 4V5H231ZM252 4H253V1H252ZM25 5V6H24ZM51 5H52V3H51ZM57 5V4H56ZM97 5H96V7H93V8H98L97 7ZM200 5V7L201 6H203L202 4H199ZM205 5V4H204ZM213 5V4H212ZM239 5V4H238ZM9 6V7H10ZM21 6H24L23 8L24 9H21L22 7ZM30 6H32V8L30 7ZM53 6V5H52ZM66 6V5H65ZM69 6V7H68ZM194 6V8L193 9H195L196 7ZM248 6V7H249ZM4 7V6H3ZM2 7V8H3ZM6 7H4V8H6ZM88 7V8H87ZM91 7V8H92ZM100 7V6H99ZM185 7H187V6H185ZM191 7H193V6H191ZM199 7V6H198ZM198 7L196 8L198 11H199V9H198ZM199 7V8H200ZM204 7V6H203ZM210 7V6H209ZM236 7V6H235ZM1 8V7H0ZM0 9V10H3L4 11V8L3 9ZM28 8V9H29ZM43 8V7H42ZM48 8V7H47ZM101 8V7H100ZM100 8H99V10H100ZM101 8V12H102V9ZM160 9L162 12H160V14L158 13V9ZM188 8V7H187ZM205 8H206V6H205ZM7 9H8V7H7ZM41 9V8H40ZM46 9V8H45ZM50 9V8H49ZM48 9V10H49ZM53 9H54V7H53ZM76 9H77V11L80 13H78L77 14V11H76ZM201 9V8H200ZM6 10V9H5ZM33 10V9H32ZM43 10V9H42ZM83 10V11H82ZM91 10V9H90ZM90 10H87V11H90ZM98 10V9H97ZM96 10V11H97ZM98 10V11H99ZM159 10V11H160ZM184 10H186V9H184ZM190 10V8L187 10V11H189ZM202 10V9H201ZM229 10H227V11H229ZM8 10H6V12H7ZM50 11H51V9H50ZM83 13H82V12ZM99 11V13L98 12H95V10H94V12H95V15H94V17H95V19H96V15L97 14H99V18L102 16H104L105 17V14L106 13H104V11H103V13L102 14H104V15H102V14H100L101 12ZM183 11V12H182ZM194 11V10H193ZM211 11V10H210ZM235 11H238L237 13L235 12ZM249 11V12H250ZM5 12V11H4ZM6 12H5V15H6ZM23 12V13H24ZM28 12H30V10L28 11ZM36 12V11H35ZM37 12H38V10H37ZM69 12H71V11H69ZM91 12V11H90ZM190 12V11H189ZM196 12V11H195ZM201 12V11H200ZM223 12L225 13V14H227V17H225L226 15L225 14H223ZM253 12V13H254ZM2 13V12H1ZM31 13V12H30ZM34 13V11H32V14ZM183 13V14H182ZM191 13V12H190ZM189 13V14H190ZM210 13V12H209ZM232 13H236L237 14V17H239L238 15H241V17H239V18H241L240 20H239V18H238V20H237V18H235L238 22H239V24H234L232 21H231V15H232ZM245 13V12H244ZM246 13H247V11H246ZM10 14V15H9ZM73 14V13H72ZM89 14V12L88 13H86V15L85 16H87ZM91 14V13H90ZM93 14V13H92ZM91 14V15H92ZM197 14V13H196ZM201 14H204V13H201ZM235 14V15H236ZM248 14V13H247ZM250 14V13H249ZM27 15L29 16L30 14H28L27 13ZM37 15H39L38 13H37ZM45 15V14H44ZM69 15H71V14H69ZM211 15V14H210ZM225 15V16H224ZM233 16L232 15V17H236V16ZM254 15V14H253ZM25 16H26V14H25ZM34 16H35V14H34ZM45 16H47V15H45ZM73 16H74V14H73ZM111 16V17H112ZM116 16V17H115ZM188 16V15H187ZM208 17H210L209 16V14L207 15ZM206 15L204 16V18H206L207 17ZM223 16H224V18H223ZM247 16V15H246ZM5 17V16H4ZM36 17V16H35ZM38 17V16H37ZM40 17V16H39ZM48 17V16H47ZM58 17V16H57ZM76 17H78V16H76ZM76 17H75V19H76ZM89 17H90V15H89ZM88 17V19H90ZM93 17V16H92ZM94 17L93 18H91V19H94ZM97 17V18H98ZM190 17V16H189ZM20 18V17H19ZM45 18V17H44ZM83 18V17H82ZM182 18V17H181ZM249 18H250V16H249ZM17 19H18V17H17ZM17 19L15 20V21H17ZM80 19V18H79ZM84 19V18H83ZM87 19V18H86ZM94 19V20H95ZM177 19V18H176ZM191 19V18H190ZM234 19V18H233ZM248 19V18H247ZM38 20V19H37ZM57 20H59L58 18H57ZM81 20V19H80ZM94 20L93 21H91V20H89V21H85V19H84V21L85 22H83V23H86V25L88 24V23H92L93 22V24H94ZM179 20H180V18H179ZM40 21V20H39ZM52 21V20H51ZM91 21V22H90ZM96 21H97V19H96ZM115 21V20H114ZM172 21V20H171ZM170 21V22H171ZM174 21V20H173ZM21 22V21H20ZM34 22V21H33ZM70 22V21H69ZM73 22H75V21H73ZM88 22V23H87ZM166 22V23H165ZM238 22H236V23H238ZM37 23H38V21H37ZM173 23V22H172ZM171 23V24H172ZM21 23H19V25H20ZM57 24V23H56ZM126 24L127 25H129V26H126ZM170 23H169V27L170 26H172ZM189 24V23H188ZM188 24H186V25H188ZM16 25H18V24H16ZM18 25V26H19ZM26 25V24H25ZM32 25V24H31ZM52 25V24H51ZM54 25V24H53ZM85 24H84V26L86 27V31H88L89 29L91 30V29H93V28H88L89 27V24H88V27L86 26ZM121 25H119V27H121ZM55 26H58V25H55ZM54 26V27H55ZM60 26H62V25H60ZM71 26V25H70ZM69 26V27H70ZM74 26V25H73ZM78 26V25H77ZM91 26H92V24H91ZM105 26V25H104ZM103 26V27H104ZM108 26H109V24H108ZM164 26V27H165ZM167 26V27H168ZM20 27H22V26H20ZM19 27V28H20ZM30 27V26H29ZM32 27V26H31ZM37 27V26H36ZM47 27H49V26H47ZM53 27V28H54ZM129 27V28H130ZM150 27V26H149ZM156 27H158V26H156ZM1 28V27H0ZM18 28V27H17ZM25 28H26V26H25ZM24 28V29H25ZM50 28V27H49ZM56 28H59V26L58 27H56ZM71 28H72V26H71ZM87 28H88V30H87ZM100 28V27H99ZM122 28L123 27H121V29H119V31H121V33H124V30L126 31V29L125 28H123V32H122ZM148 28V27H147ZM151 28V27H150ZM150 28H148V29H150ZM166 28V27H165ZM171 28V27H170ZM29 29V28H28ZM40 29V28H39ZM42 29V28H41ZM51 29H52V27H51ZM55 29V28H54ZM70 29V28H69ZM74 29V28H73ZM75 29L77 30V27L75 26ZM79 29V28H78ZM95 29V28H94ZM98 29V28H97ZM101 29V28H100ZM109 29H110V27H109ZM158 29V28H157ZM23 30V29H22ZM33 30V29H32ZM32 30H30L31 32H32ZM57 30V29H56ZM89 30V31H90ZM102 30V29H101ZM129 30V29H128ZM147 29H145L144 31H146ZM177 30V29H176ZM178 30H180V29H178ZM26 31H29V30H26ZM39 31H41L42 32V30H39ZM38 31V32H39ZM51 31V30H50ZM53 31V30H52ZM58 31V30H57ZM56 31V32H57ZM60 31V30H59ZM72 31V30H71ZM75 31V30H74ZM103 31V30H102ZM105 31V30H104ZM106 31H107V28H106ZM113 31V30H112ZM111 31V32H112ZM160 31H159V34H160ZM3 32V31H2ZM6 32V31H5ZM37 32V31H36ZM35 31L33 32V33H36ZM41 32H39V33H41ZM55 32V31H54ZM55 32V33H56ZM73 32V31H72ZM78 32V31H77ZM91 32V31H90ZM101 32V31H100ZM127 32V31H126ZM125 32V33H126ZM129 32H131V31H129ZM149 32V31H148ZM147 32V33H148ZM151 32V31H150ZM185 32H186V30H185ZM1 33V32H0ZM23 33H24V31H23ZM50 33V32H49ZM144 33V32H143ZM25 34H27V32H25ZM24 34V35H25ZM28 34H30V33H28ZM51 34V33H50ZM75 34H77V33H75ZM75 34H74V36H75ZM88 34V33H87ZM91 35H93V33H90ZM89 34V35H90ZM222 34V35H221ZM4 35H5V33H4ZM3 35V36H4ZM23 35V34H22ZM23 35V36H24ZM35 35H37V34H35ZM40 35V34H39ZM60 35V34H59ZM58 35V36H59ZM103 35H104V33H103ZM118 35V34H117ZM125 35V34H124ZM138 35V34H137ZM151 35V34H150ZM174 35V34H173ZM172 35V36H173ZM179 35H180V33H179ZM27 36V35H26ZM30 36V35H29ZM38 36V35H37ZM36 36V37H37ZM43 36V35H42ZM79 36H81V35H79ZM88 36V35H87ZM96 36V35H95ZM104 36H106V35H104ZM108 36V35H107ZM119 36V35H118ZM139 36V35H138ZM5 37V36H4ZM76 37V36H75ZM75 37H73V38H75ZM86 37V36H85ZM84 37V38H85ZM89 37V36H88ZM86 38V39H89V38ZM100 37H102V36H100ZM111 37V36H110ZM123 38H126V37H124V36H122ZM132 37V36H131ZM0 38H2V37H0ZM6 38L8 39V37H5V39H3L2 38V40H4V43H5V40H6ZM17 38V39H18ZM24 37H22V39L21 40H24L23 39ZM28 38V37H27ZM42 38V37H41ZM56 38V36L54 37V39ZM60 38V37H59ZM63 38V37H62ZM73 38H72V40H73ZM83 38V37H82ZM96 38V37H95ZM94 38V39H95ZM106 38V37H105ZM116 38H118V37H116ZM158 38H159V36H158ZM262 38V39H261ZM51 39H53V38H51ZM91 39V38H90ZM111 39V38H110ZM128 39V38H127ZM165 39H167V38H165ZM21 40H18L19 42L21 41ZM32 40V39H31ZM31 40H29V41H31ZM34 40L36 41V40H39V37H38V39H36V38H34ZM33 40V41H34ZM56 40V39H55ZM64 40V39H63ZM62 40V41H63ZM81 40V39H80ZM79 40V41H80ZM93 40V39H92ZM92 40L90 41V42H92ZM97 40V39H96ZM114 40H115V38H114ZM130 40H131V38H130ZM129 40V41H130ZM140 40V39H139ZM168 40V39H167ZM9 41V40H8ZM10 41L12 42V40L10 39ZM9 41V42H10ZM27 41H28V39H27ZM42 41L43 40H40V42L42 43ZM53 41V40H52ZM78 41V40H77ZM95 41V40H94ZM122 41H123V39H122ZM121 41V42H122ZM135 41V40H134ZM162 41V40H161ZM172 41V40H171ZM170 41V42H171ZM3 42V41H2ZM8 42V43H9ZM25 42V41H24ZM32 42V41H31ZM31 42H30V44H31ZM37 42V41H36ZM39 42V41H38ZM38 42L36 43V44H38ZM39 42V43H40ZM58 42V41H57ZM72 42H74V41H72ZM85 42V41H84ZM83 42V43H84ZM98 42V41H97ZM97 42H95V43H97ZM139 42H141V41H139ZM144 42V41H143ZM163 42V41H162ZM170 42H168L169 44H170ZM6 43H7V40H6ZM32 43H34V42H32ZM52 43H54V42H52ZM60 43H62V42H60ZM75 43H76V41H75ZM74 43V44H75ZM82 43V42H81ZM132 43V42H131ZM136 43V42H135ZM142 43V42H141ZM165 43H167L166 41H165ZM235 43V44H234ZM260 43V42H259ZM26 44H27V42H26ZM51 44V43H50ZM56 44H59V43H56ZM63 44V43H62ZM88 44V43H87ZM103 44V43H102ZM115 44V43H114ZM117 44V43H116ZM143 44V43H142ZM162 44H164V43H162ZM233 44V45H232ZM260 44H262V43H260ZM2 45V44H1ZM16 45V44H15ZM100 45V44H99ZM98 45V46H99ZM105 45V44H104ZM152 45V44H151ZM171 45V44H170ZM242 45V46H243ZM11 46V48H12V45H10ZM13 46H14V44H13ZM17 46V45H16ZM28 46V45H27ZM32 46H35V45H32ZM45 46V45H44ZM46 46H47V44H46ZM53 46V45H52ZM55 46V45H54ZM54 46H53V48H54ZM57 46H59V45H57ZM63 46V45H62ZM89 46V45H88ZM95 46V45H94ZM97 46V47H98ZM102 46V45H101ZM107 45H105V46H102V49H103V52H105V49H107V47H106ZM115 46V45H114ZM121 46H122V44H121ZM125 46V45H124ZM163 46V45H162ZM229 46V47H230ZM255 46H257V45H255ZM7 47V46H6ZM21 47H23V46H21ZM39 47H41L40 45H39ZM51 47V46H50ZM60 47V46H59ZM58 47V48H59ZM80 47V46H79ZM83 47V46H82ZM81 47V48H82ZM90 47L91 46H89V49H90ZM105 47V48H104ZM148 47H150V45L148 46ZM147 47V48H148ZM155 47V46H154ZM218 47V46H217ZM225 47H224V49H225ZM229 47L226 49V50H228L229 49ZM234 47V46H233ZM10 48V47H9ZM8 47L5 49V50H7V49H9ZM19 48L20 47H18V49H16V50H19ZM24 48V47H23ZM42 48V50H40V54H41V51L43 52V53H45L44 55L45 56H47V58L45 57V58H43L44 56H43V54H42V56L41 55H37L38 57H39V60L41 59L40 57H42V59H43V63H46V65L48 64V62H49V65H51L52 64V66L51 67H53L54 65H56V62H58V60L56 61L55 60V58H53L54 56L52 55V53H51V55L53 56V57H51V55H50V52H49V54H48V52H47V49L48 48H44V49H46V51H44V49H43V47H41ZM53 48H51L52 50H53ZM55 48H56V46H55ZM66 48V47H65ZM78 48V47H77ZM80 48V49H81ZM93 48H96V47H93ZM110 48V47H109ZM114 48V47H113ZM127 48V47H126ZM135 48V47H134ZM153 48V47H152ZM264 48V47H263ZM30 49V48H29ZM60 49H62V48H60ZM83 49H84V47H83ZM99 49H100V47L97 49L96 48V51L98 50L99 51ZM116 49H118L117 47H116ZM124 49H125V47H124ZM132 49V48H131ZM164 49H166V48H164ZM218 49V48H217ZM250 49V48H249ZM10 50V49H9ZM14 50V49H13ZM16 50H15V52H16ZM22 50H25V48L24 49H22ZM22 50H20V51H22ZM35 50H37V52H38V47H34V50L33 51H35ZM65 50V49H64ZM75 50V49H74ZM112 50V49H111ZM115 50V49H114ZM147 50V49H146ZM153 50V49H152ZM155 50V49H154ZM160 50V49H159ZM230 50H231V48H230ZM256 50H258V49H256ZM55 51H56V49H55ZM54 51V52H55ZM75 51H77V49L75 50ZM91 51H94V50H92V48H91ZM102 50H100V52H101ZM120 51V50H119ZM118 51V52H119ZM135 51V50H134ZM150 51V50H149ZM219 51V50H218ZM6 52H8V51H6ZM15 52H12L11 51V53H14L13 54V56L15 55ZM24 52V51H23ZM84 52V51H83ZM113 52V51H112ZM117 52V53H118ZM155 52V51H154ZM197 52V53H196ZM217 52V51H216ZM257 52V51H256ZM255 52V53H256ZM259 52V51H258ZM264 52V51H263ZM20 53V52H19ZM39 53H37V54H39ZM47 53V54H46ZM57 51H56V55H57ZM60 53V52H59ZM72 53H74V51H72ZM76 53V52H75ZM78 53V52H77ZM76 53V54H77ZM81 53V57L83 58V55H82V52H80ZM109 53V52H108ZM114 53V52H113ZM120 53H121V51H120ZM123 53V52H122ZM121 53V54H122ZM125 53V52H124ZM151 53V54H150ZM196 53V54H195ZM214 53H215V50H214ZM218 53V52H217ZM222 53V52H221ZM228 53V52H227ZM254 53V54H255ZM55 54V53H54ZM62 54H63V52H62ZM66 54H67V52H66ZM79 54V53H78ZM100 54V53H99ZM120 54V55H121ZM251 54H253V53H251ZM6 55V54H5ZM8 55V54H7ZM12 55V54H11ZM17 55H18V53H17ZM49 55H50V59H54L55 61V64L53 65V63L54 62H52L51 60H49L48 58H49ZM55 55V56H56ZM60 55V54H59ZM69 55V54H68ZM67 55V56H68ZM101 55V54H100ZM142 55V54H141ZM140 55V56H141ZM217 55V54H216ZM249 55V54H248ZM256 55H259V54H256ZM256 55H254L255 57H256ZM1 56V55H0ZM22 56H23V54H22ZM25 56H27V54H25ZM25 56H23V58L25 57ZM70 56V55H69ZM77 56V55H76ZM106 56H107V54H106ZM219 56H221L220 55V53H219ZM222 56H224V55H222ZM5 57V56H4ZM27 57H29V56H27ZM26 57V59H28ZM66 57V56H65ZM80 57V58H81ZM85 57V56H84ZM88 57V56H87ZM93 57V56H92ZM213 57V56H212ZM211 57V58H212ZM253 56H251L250 58H252ZM261 57H262V55H261ZM16 58V56L15 57H13L12 58V61L10 62V63H12V65H14V64H16V62L14 61V59ZM20 59H23V58H21V57H19ZM30 58L31 57H29V63H31V65L32 66H37V65H40L39 63H41L42 62V60H41V62H39V63H36L35 62V59L34 60H30ZM35 58V57H34ZM58 58H60V56L58 57ZM69 58V57H68ZM76 58V57H75ZM80 58H78V59H80ZM91 58V57H90ZM110 59H111V57H109ZM114 58V57H113ZM112 58V59H113ZM209 58V57H208ZM216 58H217V56H216ZM216 58H214L215 60H217ZM247 58V57H246ZM258 58H259V56H258ZM9 59H11V58H9ZM18 59V58H17ZM25 59V58H24ZM24 59L22 60L23 62H25L24 61ZM46 59H48V60H46ZM92 59V58H91ZM96 59H97V57H96ZM124 59V58H123ZM196 60H198L199 58H195ZM226 59H228V58H226ZM242 59V58H241ZM67 60V59H66ZM88 60V59H87ZM86 60V61H87ZM195 60V61H196ZM200 60H202L201 58H200ZM206 60V59H205ZM205 60H203V62H207V61H205ZM250 60V59H249ZM259 60V59H258ZM257 60V61H258ZM261 60H262V58H261ZM260 60V61H261ZM17 61V60H16ZM21 61V63H23ZM75 61H76V59H75ZM83 61L85 62V60H79V62H81V64H80V66L82 65L83 66ZM94 61H96V60H94ZM112 61V60H111ZM210 61H212V60H210ZM224 61V60H223ZM243 61V60H242ZM255 61V60H254ZM18 62H20L19 60L17 61V64H18ZM38 62V61H37ZM93 62V61H92ZM192 62H194V61H192ZM216 62V61H215ZM227 62H228V60H227ZM245 62H246V60H245ZM256 62V61H255ZM9 63V64H10ZM27 63V64H26ZM26 63H24V64H22V67H23V65H27L28 66V61L26 62ZM60 63V62H59ZM73 63H75V62H73ZM77 63H78V61H77ZM210 63V62H209ZM212 63V62H211ZM214 63V62H213ZM222 63V62H221ZM224 63H225V61H224ZM252 63V62H251ZM262 63V62H261ZM260 63V64H261ZM16 64V65H17ZM42 64V63H41ZM76 64V63H75ZM94 64V63H93ZM106 64V63H105ZM196 64V63H195ZM198 64V63H197ZM216 64H219V63H216ZM223 64V63H222ZM234 64H236L235 62H234ZM264 64V63H263ZM14 65V68H16L17 66L18 67H21V64H20V66L19 65ZM26 65H25V67H26ZM45 65V64H44ZM78 65H79V63H78ZM77 65V66H78ZM84 65H85V63H84ZM190 65V64H189ZM192 65H193V63H192ZM211 66H212V64H210ZM215 65V64H214ZM226 65V64H225ZM250 65V64H249ZM251 65H253V63L251 64ZM250 65V66H251ZM258 65H259V63H258ZM11 66V65H10ZM16 66V67H15ZM41 66H43V65H41ZM40 66V67H41ZM59 66V65H58ZM69 66H70V64H69ZM72 66V65H71ZM70 66V67H71ZM75 66V65H74ZM100 66V65H99ZM193 66H195V65H193ZM192 66V67H193ZM198 66H200L199 64H198ZM211 66H209L210 68H211ZM218 66V65H217ZM234 66V65H233ZM241 66H243V65H241ZM261 66V65H260ZM35 67H33V68H35ZM44 67V66H43ZM43 67H41V68H43ZM50 67V66H49ZM55 67V66H54ZM213 67H216V66H213ZM219 67V66H218ZM222 67H224L223 65H222ZM222 67H221V71H219L221 74H222ZM237 67V66H236ZM244 67V66H243ZM13 68V67H12ZM32 68V69H33ZM39 68V67H38ZM46 68H48V67H46ZM67 68V67H66ZM73 68V67H72ZM71 68V69H72ZM75 68V67H74ZM77 69L79 68V67H76ZM200 68V67H199ZM202 68V67H201ZM229 68V67H228ZM27 69H29V66H28V68ZM27 69L25 68V71H27ZM31 69V70H32ZM40 69V68H39ZM68 69V68H67ZM101 69V68H100ZM187 69V68H186ZM193 69V68H192ZM246 69V68H245ZM244 69V71H242V73L243 72H245L246 70ZM1 70V69H0ZM4 70V69H3ZM16 70H20V69H16ZM30 70V69H29ZM35 70H36V68H35ZM44 70V69H43ZM66 70V69H65ZM79 70V69H78ZM199 69H197V71H198ZM202 70V69H201ZM217 70V69H216ZM230 70V69H229ZM241 70H242V68H241ZM252 70V69H251ZM25 71H23V72H20V71H18V72H20L19 73V75L17 76V74H18V72L16 73V74H14V73H11L10 74V76H11V78H13L15 81L17 80V82L18 81H20V85L22 84L23 86L26 84L27 85V83L29 84L30 82H29V79H28V81H27V79L25 80V78H24V74H25ZM45 71V70H44ZM47 71V70H46ZM53 71V70H52ZM80 71V70H79ZM78 71V72H79ZM188 71V70H187ZM186 71V72H187ZM210 71V70H209ZM208 71V72H209ZM212 71V70H211ZM256 71V70H255ZM260 71V70H259ZM259 71H258V73H259ZM12 72V71H11ZM14 72V71H13ZM16 72V71H15ZM35 71H33L32 73H34ZM43 72V71H42ZM54 72V71H53ZM84 72V71H83ZM192 72V71H191ZM206 72V71H205ZM257 72V71H256ZM27 73V72H26ZM37 73V72H36ZM35 73V74H36ZM50 73V72H49ZM69 73H71V72H69ZM177 73H176V75H177ZM197 73V72H196ZM226 73H227V71H226ZM252 73V72H251ZM254 73V72H253ZM47 74V73H46ZM79 74V73H78ZM101 74V73H100ZM206 74V73H205ZM219 74V73H218ZM241 74V73H240ZM26 75V74H25ZM28 75V74H27ZM30 75V77H32L31 76V74H29ZM176 75H173V76H176ZM203 75V74H202ZM211 75H212V73H211ZM210 75V76H211ZM220 75V74H219ZM218 75V76H219ZM243 75V74H242ZM256 75H257V73H256ZM2 76H4V75H2ZM34 76V75H33ZM37 76V75H36ZM58 76V75H57ZM80 76H81V74H80ZM179 76H181V75H179ZM186 76V75H185ZM187 76H189V75H187ZM225 76V75H224ZM254 76V75H253ZM6 77V76H5ZM26 77V76H25ZM44 77H46V76H44ZM49 77H50V75H49ZM48 77V78H49ZM178 77V76H177ZM196 77V76H195ZM219 77H221V76H219ZM223 77V76H222ZM4 78V77H3ZM22 78V79H21ZM24 78V79H23ZM27 78H29V77H27ZM36 78V77H35ZM73 78V77H72ZM179 78V77H178ZM182 78V77H181ZM189 78V77H188ZM190 78H192V77H190ZM189 78V79H190ZM215 78V77H214ZM227 78H228V76H227ZM230 78V77H229ZM243 78V77H242ZM4 79H6V78H4ZM4 79H3V81H4ZM18 79H20V80H18ZM33 79V78H32ZM32 79H30V80H32ZM39 79V78H38ZM68 79V78H67ZM140 79V80H141ZM172 79V78H171ZM174 79V78H173ZM188 79V80H189ZM195 79V78H194ZM211 79V78H210ZM218 79V78H217ZM223 79V78H222ZM222 79H219V80H222ZM241 79V78H240ZM34 80V79H33ZM52 80V82H53V80L54 79H51ZM142 80H145V79H142ZM181 80V79H180ZM183 80V79H182ZM187 80V79H186ZM186 80H184V81H186ZM212 80V79H211ZM219 80H217V81H219ZM226 80H228V79H226ZM239 80V79H238ZM241 80H243V79H241ZM240 80V81H241ZM43 81V80H42ZM67 81V80H66ZM69 81H70V79H69ZM138 81H139V79H138ZM192 81V80H191ZM213 81V80H212ZM211 81V82H212ZM215 81V80H214ZM236 81V80H235ZM35 83H36V81H34ZM122 82H126V83H122ZM145 82V81H144ZM182 82V81H181ZM187 82V81H186ZM185 82V83H186ZM209 82V81H208ZM222 82H223V84L224 83H226V82H224V79L222 80ZM231 82V81H230ZM234 82V81H233ZM264 82V81H263ZM2 83H4V82H2ZM19 83V82H18ZM17 83V84H18ZM63 83H64V80H63ZM122 83V84H121ZM137 83H139V82H137ZM142 83H143V81H142ZM183 83V82H182ZM195 83V82H194ZM228 83V82H227ZM236 83V82H235ZM239 83H241V82H239ZM246 83V82H245ZM251 83V82H250ZM1 84V83H0ZM16 84V85H17ZM39 84H41V82H39ZM56 84V83H55ZM54 84V85H55ZM212 84V83H211ZM221 84V83H220ZM244 84V83H243ZM252 84V83H251ZM260 84H262V83H260ZM6 85V84H5ZM26 85H25V87H26ZM34 85V84H33ZM46 85H47V83H46ZM49 85V84H48ZM51 85V84H50ZM65 85V84H64ZM90 85V84H89ZM124 85V86H123ZM192 85V84H191ZM194 85V84H193ZM230 85V84H229ZM236 85H238V84H236ZM245 85V84H244ZM4 86V85H3ZM2 86V87H3ZM29 86H30V84H29ZM39 85H37V87H38ZM41 86V85H40ZM135 86V85H134ZM137 86V85H136ZM139 86H141V82H140V85ZM167 86V85H166ZM207 86V88L209 87L208 85H206ZM240 86H242L241 84H240ZM247 86H249V85H247ZM251 86V85H250ZM252 86H253V84H252ZM258 86V85H257ZM256 86V87H257ZM264 86V85H263ZM5 87V86H4ZM3 87V88H4ZM7 88H9V86H6ZM44 87V86H43ZM43 87H41V88H43ZM50 87V86H49ZM67 87H69V86H67ZM89 87V86H88ZM91 87V86H90ZM142 87V86H141ZM165 87V86H164ZM195 87H196V85H195ZM213 87V86H212ZM221 88H223V90L224 91H226L225 89H224V87H222V84H221V86H220ZM234 87V86H233ZM238 87V86H237ZM246 87V86H245ZM255 87V86H254ZM261 87V86H260ZM6 88V89H7ZM23 88V87H22ZM29 88H31V87H29ZM36 88V87H35ZM40 88V87H39ZM51 88H53V86L51 87ZM50 88V89H51ZM92 88V87H91ZM118 88V89H117ZM136 88H140V87H135V89ZM149 88V87H148ZM173 88V87H172ZM228 88H229V86H228ZM235 88H236V86H235ZM1 89V88H0ZM5 89V88H4ZM58 89V88H57ZM68 89V88H67ZM146 89H147V86H146ZM167 89V88H166ZM206 89V88H205ZM241 89L243 90V88L241 87ZM250 88H248L247 90H249ZM252 89V88H251ZM22 90V89H21ZM26 90V89H25ZM24 90V91H25ZM33 90V89H32ZM38 90V89H37ZM66 90V89H65ZM69 90V89H68ZM200 89H198V91H199ZM203 90H204V88H203ZM209 90V89H208ZM212 90V89H211ZM218 90H219V88H218ZM222 90V89H221ZM238 90V89H237ZM246 90V91H247ZM253 90V89H252ZM254 90H255V88H254ZM257 90V89H256ZM256 90H255V92H256ZM259 90V89H258ZM257 90V91H258ZM6 91H8V89L6 90ZM17 91H19L20 92V87H19V85H17L16 87H15V85L14 86H11L10 87V91L9 92H17ZM23 91V90H22ZM21 91V92H22ZM23 91V92H24ZM30 91V90H29ZM34 91V93L36 94V92H38V91H36V90H33ZM55 91H57V90H55ZM206 91V90H205ZM234 92H235V90H233ZM233 91H231L230 90V92H233ZM239 91V90H238ZM241 91V90H240ZM250 91V90H249ZM261 91H263V90H260V93H261ZM20 92V93H21ZM26 92V91H25ZM25 92H24V94H25ZM40 92V91H39ZM38 92V93H39ZM44 92V91H43ZM47 92V91H46ZM72 92V91H71ZM70 92V93H71ZM208 92H210L211 93V91H208ZM213 92H214V90H213ZM218 92V91H217ZM237 92V91H236ZM235 92V93H236ZM7 94H8V92H6ZM27 93V92H26ZM49 93H54L55 94V92H52V90H51V92H49ZM48 93V94H49ZM89 93V92H88ZM197 93V92H196ZM198 93H200V92H198ZM202 93V92H201ZM220 93H221V91H220ZM242 93V92H241ZM240 93V94H241ZM245 93V92H244ZM254 93V92H253ZM253 93H251V95L253 94ZM263 93V92H262ZM4 94V93H3ZM3 94H0V95H3ZM11 94V93H10ZM10 94H8V95H10ZM34 94V95H35ZM46 94V93H45ZM206 94V93H205ZM214 94V93H213ZM217 95H218V93H216ZM223 94V93H222ZM231 94V93H230ZM237 94H239V93H237ZM243 94V93H242ZM250 94V93H249ZM257 94V93H256ZM6 95V94H5ZM8 95H6L7 97H8ZM26 95V94H25ZM25 95L21 98V96L22 95H20L19 97L18 96H16L17 98H19L20 99V101L21 100H23L24 99V97H25ZM27 95H28V93H27ZM26 95V96H27ZM33 95V94H32ZM32 95H31V98H32ZM33 95V96H34ZM42 95H44V94H42ZM51 95V94H50ZM196 95V94H195ZM209 95V94H208ZM215 95V94H214ZM220 95V94H219ZM244 95H246V93L244 94ZM258 96L259 95H261V94H257ZM257 95H253V96H257ZM263 95V94H262ZM14 96V95H13ZM11 97L12 99L14 98V97ZM36 96H37V94H36ZM53 96V95H52ZM51 96V97H52ZM56 96V95H55ZM222 96V95H221ZM242 96V95H241ZM3 97L5 98V96L3 95ZM28 97L30 98V92H29V95H28ZM40 97V96H39ZM57 97H58V95H57ZM73 97V96H72ZM200 97H203V95H201ZM200 97H199V99H200ZM215 97H216V95H215ZM234 97V96H233ZM232 97V98H233ZM243 97H245V96H243ZM246 97H248V94H247V96ZM264 97V96H263ZM27 98V97H26ZM46 98V97H45ZM50 98V97H49ZM198 98V97H197ZM206 98V97H205ZM210 98H212L211 96H210ZM214 98V97H213ZM212 98V99H213ZM222 98V97H221ZM225 98V97H224ZM236 98H237V95H236ZM240 98V97H239ZM248 98H251L250 96L248 97ZM254 98V97H253ZM259 98V97H258ZM48 99V98H47ZM46 99V100H47ZM64 99H66V98H64ZM199 99H198V101H199ZM202 99V98H201ZM218 99V98H217ZM216 99V100H217ZM226 99V98H225ZM241 99V98H240ZM243 99V98H242ZM247 99V98H246ZM246 99L244 98V100H245V102H246ZM263 99V98H262ZM2 100V99H1ZM15 100H16V98H15ZM14 99L12 100V102L14 103H10L11 102V100H10V102H8L9 104H10V108L11 109H13L12 107H11V105L12 106H18V107H20L18 104H15V102L18 100H16L15 101ZM28 100V99H27ZM37 100V99H36ZM42 100H44V97H43V99ZM48 100H51V99H48ZM193 100H194V98H193ZM220 100V99H219ZM218 100V101H219ZM224 100V99H223ZM26 101V100H25ZM28 101H30V100H28ZM32 101H33V99H32ZM41 100H39V102H40ZM55 101V100H54ZM64 101V100H63ZM112 101V100H111ZM197 101V100H196ZM212 101V105H213V101L214 100H211ZM221 101V100H220ZM253 101H256L255 99L253 100ZM23 102H24V100L22 101V103H20V104H23ZM39 102H38V106H40L39 105ZM44 102V101H43ZM129 102V101H128ZM131 102V101H130ZM193 102V101H192ZM202 102V101H201ZM200 102V103H201ZM204 102V101H203ZM223 102L224 101H222V104H223ZM232 102H233V100H232ZM234 102H235V100H234ZM238 102H239V100H238ZM243 102V101H242ZM257 102H258V100H257ZM260 102V101H259ZM259 102H258V104H259ZM263 102V101H262ZM5 103H7V102H5ZM7 103V104H8ZM17 103V102H16ZM30 103V102H29ZM41 103V102H40ZM50 103V102H49ZM261 103V102H260ZM9 104H8V106H9ZM30 104H32V103H30ZM29 104V105H30ZM33 104H34V102H33ZM48 104V103H47ZM56 103H54V105H55ZM72 104V103H71ZM84 104V103H83ZM132 104V102L130 103V105ZM134 104V103H133ZM133 104H132V106H133ZM181 104V103H180ZM203 104V103H202ZM210 104H211V102H210ZM221 104V103H220ZM226 105H228V103H225ZM225 104H223V106H225ZM233 104V106H234V104L235 103H231V104H229V105H232ZM242 104V103H241ZM241 104H239L240 106H241ZM254 104V103H253ZM6 105V104H5ZM4 105V106H5ZM24 105V104H23ZM27 106H29L28 104H26ZM43 105H44V103H43ZM42 105V106H43ZM111 105V104H110ZM128 105H129V103H128ZM183 105V104H182ZM193 105V104H192ZM208 105V104H207ZM205 103H204V106H207ZM236 105H237V102H236ZM238 105V106H239ZM263 105V104H262ZM3 106V107H4ZM7 106V105H6ZM5 106V108H7L8 109V107H6ZM30 106H33V105H30ZM41 106V107H42ZM53 106V105H52ZM108 106V104L106 105V107ZM131 106V107H132ZM191 106V105H190ZM194 106H195V103H194ZM215 106H216V104H215ZM221 106V105H220ZM246 106H248V105H246ZM256 106H257V104H256ZM259 106H260V104H259ZM22 107V106H21ZM24 107H26V106H23L22 107V110H24V111H26V110H29L30 108L29 107H26V108H28V109H26L25 110V108ZM44 107V106H43ZM42 107V108H43ZM45 107H46V105H45ZM44 107V108H45ZM179 107V106H178ZM182 107V106H181ZM209 107V106H208ZM213 107V106H212ZM217 107H218V104H217ZM226 107V106H225ZM244 107H245V105H244ZM243 107V108H244ZM258 107V106H257ZM5 108L3 109V108H1L0 107V113L1 112H3V111H6V113H8V111H10V108H9V110H5ZM33 107H31V109H30V112L32 113V112H34V114L36 113H38V116L35 114V116H37V117H39L40 118V121H41V119L43 118L42 117V113H40V112H38L39 111V108H35V104H34V108L32 109ZM53 108H54V106H53ZM129 108H130V106H129ZM173 108V107H172ZM175 108V107H174ZM180 108V107H179ZM190 108V107H189ZM195 108H198V107H195ZM194 108V109H195ZM205 109H206V107H204ZM228 108V107H227ZM235 107H233L232 109H234ZM253 108H254V106H253ZM256 108V107H255ZM260 108H261V106H260ZM15 109V108H14ZM13 109V110H14ZM19 109H21V108H19ZM100 109V110H99ZM176 109H178L177 107H176ZM190 109H192V108H190ZM208 110H209V108H207ZM206 109V110H207ZM210 109H211V107H210ZM214 109V108H213ZM218 108H216L215 107V110H217ZM222 109V108H221ZM258 109V108H257ZM13 110H11V111H13ZM21 110V111H22ZM40 110H43V109H40ZM46 110V109H45ZM49 110V109H48ZM47 110V111H48ZM73 110H75V109H73ZM170 110V109H169ZM184 110H186V109H184ZM200 110V109H199ZM214 110V111H215ZM224 110V109H223ZM226 110V109H225ZM225 110H224V113H225ZM244 110V109H243ZM256 110V109H255ZM262 110V109H261ZM10 111V112H11ZM16 111V110H15ZM15 111H14V114H15ZM17 111H18V109H17ZM24 111H22L23 113V115H24ZM52 111H54V110H52ZM51 111V112H52ZM100 111V112H99ZM105 111V110H104ZM188 111V110H187ZM202 111V110H201ZM200 111V112H201ZM205 110H203L202 112H204ZM210 111H212V109L210 110ZM209 111V113H207V115H205L206 114V111H205V113L203 114V113H201V114H203V115H205V116H208V114H211L212 112H210ZM213 111V112H214ZM222 111V110H221ZM232 111H234V110H232ZM240 111V110H239ZM244 111H246V109L244 110ZM257 111V110H256ZM255 111V112H256ZM9 112V114H6V117H9V119H8V121L9 122H11V123H16V122H18V125H19V123H20V120H21V123H22V119H25L26 117H22V115L20 116L19 115V112H17L18 114H11ZM65 112H67V111H65ZM193 111H191V113H192ZM194 112H197V111H194ZM252 112H254V111H252ZM254 112V113H255ZM46 113H49V112H46ZM75 113V112H74ZM139 113V112H138ZM181 113H183V112H181ZM215 113V112H214ZM237 113H238V111H237ZM251 113V112H250ZM249 113V114H250ZM33 114V113H32ZM33 114V115H34ZM44 114V113H43ZM54 114V113H53ZM73 114V113H72ZM105 114V113H104ZM125 115L124 116H126V113H124ZM162 114V113H161ZM173 114V113H172ZM171 114V115H172ZM176 114V113H175ZM194 114V113H193ZM232 114V113H231ZM234 114V113H233ZM236 114V113H235ZM243 114V113H242ZM245 114V113H244ZM10 115V116H9ZM27 115V114H26ZM40 115V116H39ZM46 115V114H45ZM102 115H103V113H102ZM127 115H128V113H127ZM185 115V114H184ZM188 115H190L189 113H188ZM187 115V116H188ZM198 115H200V114H198ZM202 115V116H203ZM237 115H239V114H237ZM241 115V114H240ZM247 115V114H246ZM253 115V114H252ZM258 115H260V114H258ZM50 116V115H49ZM51 116H53V115H51ZM60 116V115H59ZM63 116V115H62ZM62 116H60V118H62ZM73 116V115H72ZM173 116V115H172ZM212 116V115H211ZM220 116H222V114L220 115ZM257 115H255V117H256ZM36 117V118H37ZM42 117V118H41ZM45 117H47V116H45ZM65 117V116H64ZM63 117V119H65ZM100 117H102L101 116V114H100ZM171 117V116H170ZM176 117V116H175ZM181 117V116H180ZM180 117H179V119H180ZM184 117V116H183ZM182 117V118H183ZM199 117V116H198ZM214 117V116H213ZM250 117H253V116H250ZM262 117V116H261ZM47 118H49L50 119V117H47ZM174 118V117H173ZM177 118V117H176ZM186 118H189V117H186ZM203 118H205L204 116H203ZM237 118V117H236ZM1 119V118H0ZM34 119H35V117H34ZM38 119V118H37ZM44 119L45 118H43L42 119V122L44 123ZM49 119H47V120H49ZM59 119V118H58ZM68 119V118H67ZM101 119V118H100ZM103 119H105L104 117H103ZM208 119V118H207ZM211 119V118H210ZM218 119V118H217ZM232 120H233V118H231ZM250 119V118H249ZM26 121H27V119H25ZM24 120V121H25ZM36 120V119H35ZM47 120H45V121H47ZM57 120V119H56ZM55 120V122H57ZM59 120H62V119H59ZM58 120V123L60 122V123H62V121H59ZM173 120V119H172ZM186 119L184 118V121H185ZM205 120V119H204ZM232 120H231V122H232ZM237 120V119H236ZM246 120V119H245ZM253 120V119H252ZM23 121V122H24ZM37 121H39V120H37ZM37 121H36V123H37ZM64 121V120H63ZM68 121H70V120H68ZM102 121V120H101ZM176 121V120H175ZM174 121V122H175ZM178 122H179V120H177ZM182 122V121H180V122H182V123H186V122ZM188 121V120H187ZM207 121V120H206ZM215 121V120H214ZM225 121V120H224ZM238 121V120H237ZM254 121V120H253ZM255 121H257V120H255ZM259 121V120H258ZM42 122H41V124H42ZM66 122V121H65ZM205 122V121H204ZM203 122V120H202V118H201V122L200 123H204ZM210 121H208V123H209ZM213 122V121H212ZM211 122V124H213ZM248 122H250V121H248ZM25 123V122H24ZM66 123H68V122H66ZM71 123V122H70ZM221 123V122H220ZM251 123H254V122H251ZM38 124V123H37ZM37 124H36V127H39V126H37ZM45 125H46V123H44ZM47 124H48V122H47ZM101 124H102V122H101ZM155 124V123H154ZM187 124V123H186ZM202 124H200V127H201V125ZM218 124V123H217ZM225 124H227V123H225ZM229 124V123H228ZM232 124V123H231ZM235 124H236V122H235ZM23 125V124H22ZM40 125V124H39ZM54 125H58V124H54ZM53 125V126H54ZM60 125V124H59ZM64 125V124H63ZM71 125V124H70ZM183 125V124H182ZM246 125V124H245ZM2 126V125H1ZM20 126H21V124H20ZM26 126H27V123H26ZM41 126V125H40ZM51 126H52V124H51ZM65 126H67V125H65ZM154 126V125H153ZM152 126V127H153ZM206 126V125H205ZM213 126V125H212ZM212 126H211V129H212ZM216 126V125H215ZM219 126V125H218ZM228 126V125H227ZM244 126V125H243ZM3 127V126H2ZM31 127V126H30ZM30 127H23L24 129L22 130L23 131V134L24 135H29V133H30V135L29 136H31V131H32V129H30ZM45 127V126H44ZM47 127V126H46ZM70 127V126H69ZM181 127V126H180ZM183 128H185V131H186V128L187 127H184V126H182ZM191 127V126H190ZM203 127V126H202ZM209 127V126H208ZM207 127V128H208ZM229 127V126H228ZM227 127V128H228ZM237 127V126H236ZM236 127H235V129H236ZM247 127V126H246ZM48 128V127H47ZM56 128V127H55ZM199 128V127H198ZM214 128V127H213ZM216 128V127H215ZM221 128V127H220ZM225 128V127H224ZM226 128V129H227ZM234 128V127H233ZM243 128V127H242ZM245 128V127H244ZM244 128H243V130H244ZM2 129V128H1ZM5 129H7L6 127H5ZM36 128H34L33 130H35ZM40 129V131H41V128H39ZM43 129V128H42ZM46 129V128H45ZM51 129H53L52 127H51ZM50 129V130H51ZM57 129V128H56ZM153 129V128H152ZM200 129V128H199ZM205 129H206V127H205ZM205 129H203V130H205ZM234 129V130H235ZM3 130H4V128H3ZM2 130V131H3ZM8 130V129H7ZM48 130V129H47ZM55 130V129H54ZM59 130V129H58ZM64 130V129H63ZM70 130H71V128H70ZM191 130H193L192 128H191ZM195 130V129H194ZM193 130V131H194ZM208 130V129H207ZM210 130V129H209ZM216 130V129H215ZM215 130H214V132H215ZM229 130V129H228ZM231 130V129H230ZM230 130H229V132H230ZM233 130V129H232ZM231 130V131H232ZM237 130V129H236ZM242 130V129H241ZM242 130V131H243ZM251 130V128L250 129H248V131H250ZM258 130V129H257ZM1 131V132H2ZM52 131V130H51ZM56 131V130H55ZM55 131H54V133H55ZM218 131V130H217ZM224 131V130H223ZM245 131H247V129L245 130ZM260 131V130H259ZM4 132V131H3ZM32 132H34V131H32ZM35 132H36V134H37V131L35 130ZM53 132V131H52ZM196 132V131H195ZM200 132V131H199ZM232 132H234V131H232ZM237 132V131H236ZM244 132V131H243ZM258 132V131H257ZM262 132H263V130H262ZM45 133V132H44ZM43 133V134H44ZM47 133V132H46ZM152 133H154V132H152ZM187 133H188V131H187ZM186 133V134H187ZM194 133V132H193ZM227 133V132H226ZM231 133V132H230ZM238 133H239V131H238ZM241 133V132H240ZM254 133H256V131L254 132ZM261 133V132H260ZM1 134V133H0ZM14 134H15V132H14ZM42 134V135H43ZM53 134V133H52ZM190 134H191V132H190ZM207 134V133H206ZM210 134V133H209ZM225 134V133H224ZM228 134V133H227ZM233 134V133H232ZM252 134V133H251ZM7 135V134H6ZM10 135V134H9ZM12 135V134H11ZM11 135L10 136H7V138L8 137H11ZM54 135V134H53ZM67 135H68V133H67ZM205 135V134H204ZM231 135V134H230ZM240 135V134H239ZM250 135V134H249ZM263 135V134H262ZM261 135V136H262ZM33 136V135H32ZM34 136H35V134H34ZM43 136H45V135H43ZM49 136V135H48ZM154 136V135H153ZM156 136V137H155ZM154 137L155 138H157V135H155ZM198 136H200L199 134H198ZM232 136V135H231ZM235 136V135H234ZM241 136H242V134H241ZM241 136H240V138H241ZM255 136V135H254ZM258 136V135H257ZM5 137V136H4ZM47 137V136H46ZM70 137H72V136H70ZM74 137V136H73ZM193 137V136H192ZM206 137V136H205ZM214 137V136H213ZM213 137H212V140H213ZM228 137H230V136H228ZM233 137V136H232ZM248 137V136H247ZM260 137V136H259ZM22 138V137H21ZM29 138V137H28ZM33 138V137H32ZM63 138H64V136H63ZM66 138V137H65ZM154 138V139H155ZM208 138H210L209 136H208ZM244 138V137H243ZM5 140H6V138H4ZM23 139V138H22ZM30 139H31V137H30ZM37 139H39V138H37ZM70 139V138H69ZM68 139V140H69ZM194 140H195V137L193 138ZM197 139V138H196ZM211 139V138H210ZM226 139V138H225ZM228 139V138H227ZM226 139V140H227ZM229 139H231V138H229ZM233 139H234V137H233ZM239 139V138H238ZM249 139V138H248ZM260 139V138H259ZM26 140H28V139H26ZM33 140V139H32ZM48 140V139H47ZM52 140V139H51ZM60 140H62V142H63V139H60ZM71 140V141H72ZM194 140H192V141H194ZM203 140V139H202ZM209 140V139H208ZM207 140V141H208ZM226 140H225V142H226ZM235 140V139H234ZM14 141V140H13ZM17 141V140H16ZM23 141H25V140H23ZM23 141H21V139H20V143H19V145H21V142H23ZM40 141H41V139H40ZM72 141V142H73ZM117 141V140H116ZM115 141V142H116ZM191 141V142H192ZM198 141H201V140H199L198 139ZM230 141V140H229ZM244 141V140H243ZM260 141H262V140H260ZM15 142V141H14ZM32 142V141H31ZM38 143H40L39 141H37ZM36 142V143H37ZM48 142H50V141H48ZM52 142V141H51ZM224 142V141H223ZM249 142V141H248ZM2 143H4V141L2 140V139H0V151H1V149H3L4 148V146L2 145ZM13 143V142H12ZM26 142H24V144H25ZM65 143V142H64ZM193 143H195V142H193ZM198 143V142H197ZM207 143V142H206ZM231 143H232V141H231ZM6 145H7V143H5ZM15 144V143H14ZM23 144V143H22ZM23 144V145H24ZM28 143H26V145H27ZM43 144V143H42ZM54 144V143H53ZM70 144H71V146H73L72 145V143L70 142ZM112 144V143H111ZM115 144V143H114ZM199 144V143H198ZM198 144H196V145H198ZM202 144V143H201ZM208 144H209V141H208ZM208 144L207 145H205V146H208ZM212 144V143H211ZM229 144V143H228ZM233 144V143H232ZM231 144V145H232ZM16 145L17 146H19L17 143H16ZM22 145V146H23ZM39 145V144H38ZM48 145V144H47ZM52 145V144H51ZM190 145L193 147L194 146V144L192 145V143H190ZM237 145H239V144H237ZM262 145H263V143H262ZM15 146V145H14ZM77 146H75V147H77ZM227 146V145H226ZM226 146H224L225 148H226ZM29 147H30V142H29V145H28V147H22L21 149H23L22 151H24V152H22L21 150H19V148L18 149H16V150H18L17 151V154H15L16 156H17V158L19 157V156H22V155H24L25 154V156L27 155V152H29V151H27V150H29ZM104 147V146H103ZM129 147V146H128ZM190 147V146H189ZM188 147V148H189ZM195 147V146H194ZM204 147V146H203ZM208 147H210V146H208ZM223 147V148H224ZM228 147V146H227ZM25 148H28L27 150L25 149ZM43 147H41V149H42ZM46 148V147H45ZM48 148V147H47ZM46 148V149H47ZM60 148H62V147H60ZM66 148V147H65ZM130 148V147H129ZM136 148V147H135ZM199 148V147H198ZM205 148V147H204ZM232 148H233V146H232ZM235 148H237V147H235ZM5 149H7V148H5ZM4 149V151H9V150H5ZM14 149V148H13ZM13 149H12V151H11V153L13 154V155H10L11 157V159H10V164H11V168L8 170V166H9V164H8V166H7V170L6 171H2L1 169H0V174H3V175H6L7 176V174L9 175V174H11L10 176H12V171L13 170H15V168H16V166L14 165V163H13V159L16 157V156H14V153H13ZM40 149V148H39ZM69 149V148H68ZM126 149V148H125ZM190 149V148H189ZM192 149V148H191ZM190 149V150H191ZM206 149V148H205ZM209 149V148H208ZM32 150V151H33ZM48 150V149H47ZM122 150H124V148L122 149ZM137 150V149H136ZM198 150V149H197ZM226 150L227 149H225V151H224V153L226 152ZM20 151H21V154L19 155L18 153H20ZM26 151V152H25ZM60 151V150H59ZM67 151V150H66ZM70 151V150H69ZM100 151V152H99ZM125 151V150H124ZM130 151H132L131 150V148H130ZM188 151V150H187ZM195 151V150H194ZM200 151V150H199ZM204 151V150H203ZM205 151H207V149L205 150ZM230 151V150H229ZM3 152V151H2ZM56 152V153H55ZM65 152V151H64ZM117 152V151H116ZM120 152V151H119ZM127 152V151H126ZM208 152H209V150L207 151V153H206V155H205V158L207 157V154H208ZM262 153L264 152V151H261ZM261 152H260V155L262 156V154H261ZM10 153V152H9ZM8 153V154H9ZM24 153V154H23ZM32 153V152H31ZM100 153V154H99ZM103 153V152H102ZM132 153V152H131ZM134 153V152H133ZM132 153V154H133ZM186 153H188V152H186ZM193 153V152H192ZM232 153V152H231ZM0 154H2V153H0ZM3 154H5L4 152H3ZM32 154H34V153H32ZM56 154V155H55ZM65 154V153H64ZM104 154H107V153H104ZM117 154V153H116ZM129 154V153H128ZM135 154V153H134ZM191 154V153H190ZM194 154H195V152H194ZM200 154V153H199ZM28 155H30V154H28ZM81 155V154H80ZM102 156L101 158L103 159L102 160V162H101V160L99 159L100 158V156ZM123 155V154H122ZM127 155V154H126ZM224 155V154H223ZM226 155V154H225ZM1 156V155H0ZM6 156V155H5ZM62 156V157H61ZM118 156V155H117ZM188 156V155H187ZM191 156L192 155H190L189 157L191 158ZM203 156V155H202ZM234 156V155H233ZM236 156V155H235ZM235 156L234 157H232V159L233 158H235ZM2 157H4V156H2ZM7 157V156H6ZM5 157V158H6ZM105 157H107L106 155H105ZM104 157V158H105ZM123 157H124V155H123ZM128 157V156H127ZM133 157V156H132ZM135 157V156H134ZM188 157V158H189ZM226 157V156H225ZM231 157V156H230ZM229 157V158H230ZM1 158V157H0ZM17 158L15 159V160H17ZM22 158V157H21ZM24 158V157H23ZM64 158H65V155H64ZM187 158V157H186ZM190 158H189V162H190ZM202 158V157H201ZM236 158H238V157H236ZM235 158V159H236ZM264 158V157H263ZM18 159H20V158H18ZM81 159H83V157L81 158ZM85 159V158H84ZM85 159V160H86ZM118 159V158H117ZM130 159V158H129ZM204 159V158H203ZM231 159V158H230ZM230 159H228V160H230ZM247 159V158H246ZM3 160V159H2ZM9 160V159H8ZM30 160V159H29ZM107 160V159H106ZM111 160V159H110ZM123 160V159H122ZM124 160H126V159H124ZM196 160V159H195ZM205 160V159H204ZM225 160H227V159H225ZM225 160L223 161L224 163H225ZM18 161V160H17ZM16 161V162H17ZM118 161V160H117ZM129 161V160H128ZM130 161H131V159H130ZM203 161V160H202ZM201 161V163H203ZM231 161V160H230ZM233 161V160H232ZM234 161H236V160H234ZM248 161V160H247ZM4 162V161H3ZM15 162V161H14ZM73 162V163H72ZM86 162V161H85ZM111 162V161H110ZM132 162V161H131ZM237 162V161H236ZM121 163V162H120ZM125 163H126V161H125ZM174 163V162H173ZM191 163V162H190ZM197 163V162H196ZM205 163V162H204ZM235 163V162H234ZM241 163V162H240ZM245 163V162H244ZM5 164V163H4ZM19 164V163H18ZM84 164V163H83ZM98 164H101L102 166H103V178H102V176H101V172H100V170H99V168H98ZM105 164V165H104ZM232 164H233V162H232ZM235 164H237V163H235ZM6 165V164H5ZM107 165V166H106ZM111 165H114V167H115V164H111ZM122 165V164H121ZM120 165V166H121ZM129 165L131 166V164H130V162H129ZM129 165H127V166H129ZM135 165V164H134ZM173 165V164H172ZM197 165V164H196ZM241 165V164H240ZM2 166V165H1ZM4 166V165H3ZM20 166H21V163H20ZM124 166V165H123ZM205 166V165H204ZM122 167V166H121ZM236 167H237V165H236ZM21 168V167H20ZM113 168V167H112ZM119 167H117V169H118ZM234 168H235V165H234ZM5 169V168H4ZM171 169V168H170ZM197 169H198V167H197ZM232 169V168H231ZM240 168H238V170H239ZM75 170H77V172H75ZM119 170V169H118ZM198 170H201V169H198ZM233 170V169H232ZM235 170V172H237L236 171V169H234ZM242 170V169H241ZM16 171H19V170H17L16 169ZM115 171V170H114ZM113 171V172H114ZM117 171V170H116ZM159 171V170H158ZM202 171V170H201ZM14 172V171H13ZM147 172V171H146ZM150 172V171H149ZM163 172V171H162ZM195 172V171H194ZM193 172V173H194ZM239 172V171H238ZM7 173V174H6ZM15 173V172H14ZM110 173V174H109ZM198 173H200V172H198ZM224 173V172H223ZM225 173H226V171H225ZM240 173V172H239ZM242 173H243V171H242ZM16 174V173H15ZM195 174V173H194ZM194 174L192 175V177H194ZM52 175H55V178H57V177H59V181H62L63 182V184L65 185V184H67V186L69 185V186H72L73 188L74 187H76V189H78L77 187H83L82 189L84 190H81V188H80V190L81 191H83V193H77L76 192V194H74V195H72L71 197H67L68 199H67V201L64 203H61L60 204V206L58 207V209H55V207H54V209H55V211H53V209H51V208H47V209H49V210H47L46 212V214H48L46 217H40L39 215L37 216L36 214H35V219H32L31 220V218H29V217H27L28 219L27 220H29V222H30V225H28V221H27V225L29 226V228H31L32 230H29L30 231V233H29V235L26 237V241L25 242H23L24 244L22 245V244H20L21 243V241L20 240H18V238L17 237H15V233L12 231V230H10V228H11V226H10V228L8 227V223L10 222V220L12 219V218H15L16 217V215H18V212L21 210V208H23V206H25V204H27L28 202H30L31 201V199L33 198V197H35V195H36V193L38 194L39 192L38 191H41L40 189H41V187H43L45 184H47L46 183V181H47V179L48 178H50ZM83 175V174H82ZM113 175V174H112ZM156 175H158V172H157V174ZM190 175V174H189ZM204 175V174H203ZM202 175V176H203ZM237 175V174H236ZM9 176V177H10ZM200 176H201V173H200ZM161 177H162V175H161ZM166 177V176H165ZM190 177V176H189ZM238 177V176H237ZM260 177H262V176H260ZM1 178V177H0ZM3 178V177H2ZM11 178V177H10ZM60 178L62 179V180H60ZM195 178V177H194ZM197 178H200V177H197ZM166 179V178H165ZM164 179V180H165ZM190 179V178H189ZM193 178H191L190 180H192ZM227 179H228V177H227ZM4 180H5V178H4ZM8 180V179H7ZM7 180H5V181H3V183L4 184H6L5 182L7 181ZM10 180V179H9ZM109 180V179H108ZM202 180V179H201ZM203 180H205V179H203ZM230 180V179H229ZM257 180V179H256ZM258 180H263V179H261V178H259ZM11 181V180H10ZM62 182H60V185H63L62 184ZM109 182H111L110 180H109ZM200 182H202V181H200ZM230 182V181H229ZM228 182V183H229ZM241 182V181H240ZM246 182V181H245ZM253 182H255V181H253ZM2 183V181L0 180V184ZM113 183H115V182H113ZM199 183V182H198ZM3 184V186H5ZM11 184H12V182H11ZM80 184V185H79ZM85 184V185H84ZM111 184V183H110ZM125 184V183H124ZM202 184V183H201ZM239 184V183H238ZM245 184H247V183H245ZM7 185V184H6ZM195 185V184H194ZM196 185H198V184H196ZM241 186H242V184H240ZM248 185H250V184H248ZM128 186H131L130 184L128 185ZM205 186V185H204ZM62 187H64V186H62ZM195 187V186H194ZM207 187V186H206ZM228 186H226V188H227ZM1 188V187H0ZM6 188V187H5ZM4 188V189H5ZM65 188H66V186H65ZM68 188V187H67ZM66 188V189H67ZM84 188H86V189H84ZM198 189H199V187H197ZM224 189V190H227V189ZM3 189V188H2ZM43 189H44V187H43ZM48 189V188H47ZM51 189V188H50ZM50 189L48 190L49 192L48 193H46V195H45V197L43 198V199H45V201L44 202H46L47 200H48V198L51 196V195H55V192H53L52 190L50 191ZM57 189V188H56ZM65 189V190H66ZM194 189V188H193ZM17 190V191H18ZM189 190V189H188ZM223 190V191H224ZM5 191V190H4ZM16 191V192H17ZM68 191V190H67ZM77 191V190H76ZM195 191V190H194ZM222 191V192H223ZM232 191H234V190H232ZM187 192V191H186ZM226 192V191H225ZM44 193V192H43ZM58 193V192H57ZM60 193V192H59ZM75 193V192H74ZM147 193H148V191H147ZM150 193V192H149ZM194 193V192H193ZM196 193V192H195ZM199 193V192H198ZM203 193V192H202ZM228 193V192H227ZM66 194V196H68L67 195V193H65ZM139 194H141V195H139ZM151 194V193H150ZM185 194V192L183 193V195ZM5 195H7V194H5ZM41 195V194H40ZM147 195V194H146ZM181 195V194H180ZM227 195V194H226ZM42 196H39V201H41V198H42ZM65 196V195H64ZM151 196H153V195H151ZM198 196H199V194H198ZM41 197V198H40ZM53 197V196H52ZM55 197L56 198H60V195L59 194H56L55 195ZM188 197V196H187ZM190 197V196H189ZM4 198V199H5ZM37 198V197H36ZM36 198H33V200L34 199H36ZM184 198V197H183ZM152 199V200H151ZM190 199H191V197H190ZM214 199V198H213ZM36 200H38V198L36 199ZM61 200V199H60ZM158 200V199H157ZM187 200V199H186ZM52 201H53V199L52 200H50L47 204L46 203H44V204H46L47 206L50 204V203H52ZM178 201V200H177ZM182 201V200H181ZM190 201V200H189ZM212 201V200H211ZM176 202V201H175ZM192 202V201H191ZM207 202H209V201H207ZM59 203V202H58ZM172 203V202H171ZM174 203V202H173ZM186 203V202H185ZM200 203V202H199ZM31 204V203H30ZM210 204H211V202H210ZM162 205H163V203H162ZM173 205V204H172ZM176 205H178V203L176 204ZM212 205V204H211ZM27 206V205H26ZM40 206H42L41 204H40ZM44 206V205H43ZM42 206V207H43ZM46 206V207H47ZM164 206V205H163ZM194 206V205H193ZM196 206V205H195ZM216 206V205H215ZM188 207V206H187ZM207 207V206H206ZM211 207V206H210ZM166 208V207H165ZM196 208V207H195ZM195 208H193V209H195ZM209 208V207H208ZM24 209V208H23ZM206 209V208H205ZM210 209V208H209ZM176 210H178V209H176ZM197 210V209H196ZM208 210V209H207ZM34 211V210H33ZM181 211V210H180ZM35 212V211H34ZM210 211H208V213H209ZM20 214V213H19ZM22 214V213H21ZM34 214V213H33ZM197 214V213H196ZM204 214V213H203ZM212 214V213H211ZM210 213H209V215H211ZM27 216V215H26ZM41 216H43V215H41ZM196 216V215H195ZM201 216V215H200ZM205 216H206V214H205ZM31 217V216H30ZM191 219L193 220V218H194V216L191 214ZM32 218H34V215H33V217ZM196 218V217H195ZM194 218V219H195ZM200 218L201 217H199V220H200ZM190 219V220H191ZM196 219H198V218H196ZM202 219V218H201ZM204 219V218H203ZM14 220V219H13ZM199 220H196V221H199ZM105 221H107V222H109V226H107V227H97L96 225H97V223L98 222H105ZM206 222V221H205ZM191 223V222H190ZM202 223H204V222H202ZM193 225V224H192ZM198 225V224H197ZM24 226H26L25 224H24ZM23 226V224H22V228L24 227ZM195 226V225H194ZM20 227V228H21ZM27 227H25V228H23V229H26ZM28 228V229H29ZM248 228H250V227H248ZM23 229H21V231L23 230ZM245 229H243V230H245ZM17 230V229H16ZM18 231H20V230H18ZM17 231V232H18ZM25 230H23L22 232H24ZM28 231V230H27ZM246 231V230H245ZM254 231V230H253ZM253 231H251V232H253ZM249 232V231H248ZM247 232V233H248ZM243 233V232H242ZM246 233V235H249V234H247ZM250 233V232H249ZM258 233V232H257ZM256 233V234H257ZM28 234V233H27ZM26 234V235H27ZM241 234V235H240ZM254 234V233H253ZM18 235H20V233L18 234ZM246 235H245V237H246ZM264 235V234H263ZM241 236H243V237H241ZM251 236V235H250ZM256 236H258V235H256ZM25 237V235L24 236H22V237H20L21 239L22 238H24ZM117 237V236H116ZM129 237V238H130ZM253 237V236H252ZM263 238L264 236H258V238L260 239V238ZM98 238V237H97ZM128 239V238H127ZM245 239V238H244ZM246 239H248V238H246ZM256 239V238H255ZM264 239V238H263ZM259 241H261V239L259 240ZM263 241V240H262ZM101 242V241H100ZM129 242V241H128ZM121 243V242H120ZM126 243V242H125ZM131 243V242H130ZM259 243V242H258ZM118 244H119V242H118ZM117 244V245H118ZM124 244V243H123ZM128 244V243H127ZM239 244V245H238ZM247 244V243H246ZM20 245H22L21 247H20ZM126 245V244H125ZM130 245V244H129ZM128 245V246H129ZM243 245V244H242ZM254 245V244H253ZM263 245V244H262ZM16 246H18L17 248H16ZM133 247H134V245H133ZM247 247V248H246ZM254 247V246H253ZM264 247V246H263ZM123 248V247H122ZM125 248H128L127 247V245H126V247ZM137 248V247H136ZM257 248V247H256ZM139 249V248H138ZM18 250V251H17ZM117 250H119V249H117ZM123 250V249H122ZM131 250V249H130ZM141 250V249H140ZM86 251V250H85ZM120 251H121V249H120ZM129 251V250H128ZM139 251V250H138ZM254 251V250H253ZM252 251V252H253ZM254 251V253H256ZM263 251H264V249H263ZM125 253V252H124ZM131 253V252H130ZM142 253H143V251H142ZM121 254H123V253H121ZM79 255V256H78ZM124 255V254H123ZM123 255H121V256H123ZM133 254H131V256H132ZM121 256H119V257H121ZM128 256H130V255H128ZM130 256V257H131ZM125 257V256H124ZM135 257V256H134ZM122 258V257H121ZM120 258V259H121ZM129 258V257H128ZM144 258V257H143ZM256 258H263V260L261 261L260 259H256ZM119 259V260H120ZM127 259V258H126ZM135 259V258H134ZM125 260V259H124ZM124 260H123V262H124ZM141 260V259H140ZM143 260V259H142ZM120 262V261H119ZM131 262V261H130ZM129 262V263H130ZM143 262V261H142ZM145 262V261H144ZM140 263V262H139ZM146 263V262H145ZM233 263V264H234ZM82 264V263H81ZM120 264V263H119ZM121 264H123L122 263V261H121ZM125 264V263H124ZM147 264V263H146Z\"/></svg>",
	"mask_w": 264,
	"mask_h": 264
},
{
	"label": "snow or ice",
	"instance_id": "6c2138e0",
	"mask_svg": "<svg viewBox=\"0 0 264 264\" xmlns=\"http://www.w3.org/2000/svg\"><path fill=\"white\" fill-rule=\"evenodd\" d=\"M261 11L264 12V4L261 5ZM97 227H107L109 226V222L105 221V222H98Z\"/></svg>",
	"mask_w": 264,
	"mask_h": 264
}]
</instances>
